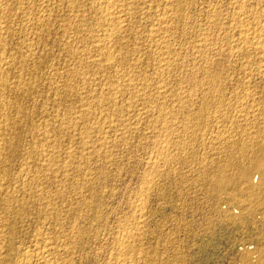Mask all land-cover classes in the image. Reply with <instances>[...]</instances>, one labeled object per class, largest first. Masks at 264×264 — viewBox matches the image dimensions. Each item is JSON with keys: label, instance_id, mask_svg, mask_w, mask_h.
Here are the masks:
<instances>
[{"label": "rangeland", "instance_id": "rangeland-1", "mask_svg": "<svg viewBox=\"0 0 264 264\" xmlns=\"http://www.w3.org/2000/svg\"><path fill=\"white\" fill-rule=\"evenodd\" d=\"M7 1H9L8 3H10L12 5V7H11L10 4L8 6V8L10 9V16H11L9 18V20H10V24H13L14 25L21 18V15L22 14L20 13L19 10H22L21 8H23V6H25V4L20 3L21 0L19 1L18 4H17L18 1H16V0H7ZM22 1H23V3L26 2V0H22ZM152 1H153V3H152ZM155 1L154 0H147L146 3L144 4V7L145 8L142 5H140V4H138V5L136 4L137 6L135 5V7L133 9L132 17H131L134 20V22H131L133 20H130L128 22L129 23L128 26H129V30L131 29L130 30L131 32L129 33V36H132V38L135 36V34L138 35V36H136L137 39H136V37H134L133 40L130 37H126L127 39L125 41H126V44H127V48L128 49L133 48V47H135V44L136 45L138 44V40L139 41L141 40V37L143 36L144 33H146V31L149 28V26H148L149 25V22L152 21L151 20V17L154 18L153 17L154 13L152 15V12H150V10H147V9L153 8V11H154V7H155L156 8V11H158L157 8H159V9L163 8V6L157 7V5L160 6V5L163 4L162 3V0H160V1L157 0L156 2ZM182 1H180V0L178 1L177 0V2L180 5L179 7H181L180 8L181 11H178L173 6L169 7L173 11V12L170 11L172 15H174L173 13H175L177 15L180 14V16L184 17L185 21L187 19V22H186L187 25H185V23H184L182 26H178V25H176V23L175 24L172 23V26H175V28H174V34L171 35L170 38H173V37L175 38V39L174 38L172 39V40H175V41H173L174 46H172V47L177 48L176 49L177 51L174 52L173 56L171 55V57H170L169 60L172 61V59H174V61H172V62H174V63L177 62V64L179 63V65H181V63H183V64L181 65L182 67H180L182 69L176 68V69H174L175 71L173 70V72H172V70H171L170 72H167L163 76L164 78L162 77L163 79H165V82H166L167 85H168L169 82L171 83V85L169 84L168 86H166V89H164V91H162L160 93L162 98H164L166 96L165 97L166 98L165 100H166V103H167L166 105L168 107L166 106V110H164V112H161L160 113L159 109L156 108V107H154L155 105L152 102H151L152 104H150V102H147V101H149L148 98H147L146 105H145L144 109L141 108V106H139L140 109H143V110H139V107L138 106L137 107L136 106H132L131 107L132 110L131 109L130 110L132 112L130 111L129 116H128L131 119L127 118L128 119V121H127V124H128L127 125V128L126 127L123 128V129L121 128L122 130L121 131H118L117 133L114 130H112L111 127L110 128L109 127H106L107 130L105 128L103 130L102 129H97L100 126L97 127L96 124H98L99 122H101V123L104 122L103 119H100L101 121H98L99 118L97 116H99L101 112L105 113V111L108 109L107 110L108 112L106 114L110 118H114L113 116H115V118H116V116L117 115H120V113H118V112L115 113V111H113V110L111 112V109L107 108L106 105H105V107H104V105H102L100 107V104L99 105H96L98 102L95 99H98L99 98L98 96H100V93H101V89L100 88H102V87H100V86H102V84L104 82H106V80L103 79L102 77H98V76L97 77H98L99 80H96V78L94 76H89L90 78L93 77L92 78V81H91V83L89 81V83H87L84 87L85 88L87 87L86 88L87 91H89V89H90V91H89L90 93L89 94L92 93L91 94L92 95V98L91 99H86V97L89 96L87 94V96L85 95V98L82 96V99L84 98V100H91L90 102L93 103V104H91V106L93 107V108H91V111L92 112L90 111L91 112L90 113V116H89V113H87L86 116L85 115H82V116L80 115V119H79L78 124L76 125V129H75V130L78 129L77 131L74 130L73 131L74 133L71 132V135L70 134L68 135L69 137L66 134H62L61 137H60L61 139L59 138L60 141L58 143H59V146H60L59 148L60 149H58V150L61 151L59 153L61 154V156H63V154H64V156H66V157L63 158L64 156L63 157L60 156L59 157V161L60 162L59 161H57V162L55 161L56 167L54 166V170L56 168V170H57L58 173L54 174L53 176L50 174L51 176L50 175H49V177L47 176L49 179H46V176L44 178V176L42 175V173H36V174L33 173V174H31L32 172L30 171L29 174H28V175H31L29 177H33V175H34V178H36V180L39 179V180H37V183L40 182V183H38L39 185L37 183L36 184L38 186H40V184H41V186H42V187L40 186L41 188L38 187L36 184H34L35 186L34 185L29 186L31 188L29 190H33L32 191L33 193L36 192L35 190H37V192L40 190V192H38L40 194H38L36 192L38 194V196L32 195L33 193L31 191H29V190H26V191H23L22 190V187L25 186V185H22V183H21L22 179L21 180L18 179L19 180V183L18 182H15L16 181V178H17L15 176H18L19 173H20L19 163L22 162L20 160H23V162H24V158H22V155H20L19 153H17V155L16 154L11 155V156H9L10 157L9 158L8 157L9 152L6 150L7 148H5V152L4 153H6L7 155L4 154L3 157L4 156L7 157L6 158L7 163H5V161H4L5 157H4L3 164L5 163L4 164V168H6L7 176H6V178L4 177L5 180H6L4 182H7L8 185H7V183H5L6 186H7L5 188L7 190L4 189L3 193L5 192V190L7 192H5V194H3L2 192L1 193L3 194L4 197L5 196L6 197L11 196L12 198L14 197L15 199H17V202L12 203L11 208H13V209H11V210L9 208H6L4 206V204H2V205L0 204L1 205L0 206V217L2 216L1 217L2 219L0 218V224H1L0 225V228L3 227V226L5 228V229L4 228L0 229V232H2V233H0V235L1 234L5 235V236L8 235L6 237H9V239L6 238V237L1 238V237H3L1 235L0 236V241L2 242V244H0V245H3L4 248L3 247L2 248L5 249L6 252H7V255H9L8 256V258H9L8 260L13 259V257L16 258L17 253L15 254V252H19V251H23V250H30V249L33 250V249H35L37 244L34 243L33 241H35V239L37 238V236H38L37 234H41L42 236H46V237L48 235H50L48 237H51L50 239H52L54 242H57V244L59 242L58 240H62L63 237H65L67 239V242L68 243H69V241H71V242L73 241L70 245L67 246V248H65V250H63L64 248L59 247L61 249V251H60L59 254H61V255L57 254L58 256L57 257L55 256L56 259H57L56 261L59 262V264H65L66 262H68L66 264H69L70 262H71L70 264H102V263L103 264H106V263L107 264H111L113 262L112 261H109L110 260L109 254L111 252V247H112L111 245L113 243L112 240H113V237L115 238L117 236V235L114 236V234L115 233L118 234L120 232V229L123 227L125 229L127 228L128 230L126 229V231H129L132 234V236H133L132 237L130 235V233L128 232L129 235L131 236V238H130V236L128 235V237L131 240V241L129 240V242L132 243L133 242L132 240H134V242H133L134 248L132 249L131 253H128V255L126 256L127 257L126 258L127 259V263H129V264H264V209L261 206H256V203L254 204L253 207H247V205L250 202V200L244 199L242 196L240 197V195H241V192L240 191H241L242 185L241 186H236L234 188V192H233L235 195H238V197H240L239 201H235L231 197H228L227 194H226V192H225V190H222L220 192L215 193L209 187V180H210V178L213 175H215L217 173H222L225 176H228V175H230V174H232L234 172V168L230 164V162L232 160H234L236 162H239V163L240 162L241 163L242 162H246V160L248 159V157H243L242 154L239 151V147H240L241 144L242 145H246V146H248V144L251 145V143H249V142H254L253 137L255 136L256 132H257V135L256 136H258V134L264 135V133H262V132H264V122H263L264 121V109H263V107H264V62L263 61L264 60L261 59V58H263V54H261L259 52L254 53V52H252V50H250V48L248 49V46H246V45L244 46L240 41H237L238 40V37H237L238 35L235 34V32L233 33V32L230 31L231 33L228 32L225 35V32L229 31L228 28H227L228 27V25H227L228 22L226 23L225 21H228V17L232 15V14L230 15V13H234V11H236L234 2L232 3L234 6H232V4L229 5L232 2L231 0H185V1L182 0ZM256 1L257 0H252L251 3H250V0H249L247 2V4H246L248 6V8L246 6V9H251V10H248L250 12H255V10H256V12L258 11V14L264 15V12H263L264 11L263 10L264 7H262V6H264V1L263 0L262 1L261 0H258L257 2ZM158 2H160V3H158ZM190 2H191V5H189ZM252 2L253 3H256V4H259V5H257L258 8L256 7V4H253ZM262 2H263V5L262 4L260 5V3H262ZM182 3L183 4L184 3H187V5L186 4H184L185 6L184 5H181ZM147 4H150V6L148 5L149 8L147 6H145ZM151 4H153V6ZM248 4L250 6L252 5L253 8H252V6L250 7ZM16 5H17V7H16ZM19 6H21V7H19ZM216 6H218V7H216ZM189 7H190V9H189ZM213 7H215L217 10H219L220 8L221 9L219 11H217ZM230 7H232V8H230ZM254 7H256V9ZM12 8L13 9H16L17 10V11L15 10L16 12H18V11L19 12L16 13L15 11H13ZM18 8H20V9H18ZM185 8L189 12H186L185 13ZM11 9H12V11H11ZM260 9H262V10H260ZM137 10H141V11L143 10L144 12L143 11L142 12L141 11H137ZM134 11H136V12H134ZM148 11H149V13H148ZM12 12H14V13H12ZM139 12L142 13L141 14L142 17L147 16V23L146 24H144L143 21H141V20L139 21L138 20L139 19L138 16H140V13ZM180 12H182V13H180ZM213 12H214V14H213ZM224 12H226V13L225 14H222ZM261 12H263V13H261ZM15 13H16L17 16L14 15L15 16V20L13 19V22H12V18H14L12 16ZM19 13H20V15H19ZM134 13H136V14H134ZM205 13H206V15H205ZM137 14H138V16H136ZM211 14L212 15H215L216 14V15L215 16H212ZM65 15H68V14H65L64 13L63 16H65ZM209 15H211L213 18H211V16H209ZM222 15L223 16L226 15L227 17L226 16L225 17L227 19L225 20V17L223 19V16ZM133 16H134V18H133ZM187 16L188 17L191 16L189 19L191 21H193V22H191L188 19ZM206 17L208 18V20L210 18V20L208 21ZM218 17H220L221 19L218 18ZM145 19H146V17H145ZM211 19H212V21H211ZM213 19H214V23H213ZM215 19L216 20L218 19L217 21H219L220 23L219 22L216 23L217 21H215ZM206 20L208 21V23H205ZM136 21L137 22L139 21L140 23H137ZM199 21H200L201 24L198 23ZM223 22H224L225 25H227L226 28L224 27L225 25L223 24ZM131 23H132V25H131ZM190 24H192L194 26H192ZM204 24H206V25H204ZM135 25H137V27H135ZM144 25H145L146 31L144 29ZM207 25H209V26H207ZM216 25L219 26V27H221V28L217 27ZM19 26L20 25H18V26L15 25V27H17L18 30H19ZM130 26H131V28H130ZM179 27H181V29L182 28L183 29L181 30V29H179ZM184 27L187 28V29L184 30L185 29ZM197 27H200V28H197ZM209 27H210V29H209ZM135 28L136 29H139V30H136ZM20 29L22 30L23 28L20 26ZM196 29H198V30H196ZM211 29H213V30H211ZM215 29H217V30H215ZM221 29H224L222 31V34H220L221 33L220 32ZM183 30H184V33L186 32L185 33L186 35L184 33H181V32H183ZM187 30L188 31H191V32L188 33ZM193 30H194L193 33L195 34L196 37L192 33ZM199 30H200V32H199ZM218 30H219V32H218ZM137 31H138V33H137ZM141 31H143L144 33L143 34L140 33ZM179 33H181V34H179ZM53 34L54 33H52L49 37H47L48 40L44 41V44L46 43V46H47V47L45 46L46 48L43 45H40L42 48H45V50L47 51V52H45L46 54H43V52L39 51L40 49L38 51H39V53L41 52L42 54H38V51H37V55L36 56L39 57L41 60H44V56H45L46 60H44V61H46V62L44 64V68H43L44 71L42 70L43 74L41 73V76L39 77V79L38 78L36 79L37 82L39 81L37 83V85H38L37 86V91H36V93H34L36 95L33 94L35 97L32 95L33 96L32 97L33 99H31V97H30V99H26V100L24 99L23 100V103L20 102L21 104L24 105V109L26 108L25 110L27 112L24 110L25 112H23L24 114H22V115H19V113L17 114V112H15L14 109H13L14 111H12L11 109H10L11 110L10 111L8 109L10 112L8 110L4 112V114L6 113L5 116H8V119L10 120V122L12 121V118L14 117V121L11 124L14 123L13 125L14 126L16 125L15 126L16 128H14L13 125L9 124L10 126H8V127L10 129H8L9 131H7L6 138L8 137L9 141L12 144H16L17 143L16 145H17L18 149L20 148L21 144H24L21 147L22 149H24V148L25 149L26 148L28 149L30 147L32 149L33 146H35L34 145L35 144L34 142H32L31 140L29 142V140H28L29 139L28 137H31L30 136L31 135L30 133H32L31 130H34V128H36L35 124L38 126V124H40V122H42L44 120H47V119H53L54 120L57 117L58 118L55 119V120L58 121V119H61V118H63L64 115H66L67 110H66V107L65 106L67 104L69 106H71V108L73 106H75V107H73V110L76 111L77 110L76 109V106H78V103L80 102L78 100L81 99V98H75L74 97L75 98V100H74L73 97H72L73 99L70 97L71 99L69 98L67 102H64L60 106L59 105H55L56 108L54 107L55 109L51 110L52 107H50V106H52V105L54 106L53 100H52V99H54V97H53V95L51 96L52 93L49 94V92L44 89V87H43L44 86L43 85L44 79H45L46 75L48 74V72L51 71V69L53 71L54 70H57V72L59 73V70L61 72L62 69L63 68L65 69L67 65H71V63L69 61L63 60V58H64V52L61 51V50L59 51V49H61V48H60V46H58L56 44V40L59 37V35H57V34L56 35H53ZM189 34L191 35V37H190ZM196 34L197 35L199 34V35L197 36ZM202 34L203 35L208 34L206 36V42L203 45V46H205V48L202 46L203 42L200 43L201 45L199 44L200 46H198V43L199 42H197V41L200 40L199 38H200V35H202ZM211 34H212V36H210ZM174 35L175 36L178 35V36L175 37ZM213 35H214L215 38L213 37ZM222 35H223V37H222ZM208 36H209V38H207ZM231 36H232V38H231ZM29 37H31V39H32V36H29ZM50 37H52L53 39L50 38ZM178 37H179V39H178ZM185 37H186V39H185ZM54 38L56 39L55 42H54ZM138 38H140V39H138ZM191 38H193L192 41H191ZM234 38L236 39V41L234 40ZM196 39H199V40L196 41ZM221 39H223V40H221ZM227 39L228 40H230V39L232 40L233 39L231 41L232 44ZM212 40H214V41H212ZM215 40H216L217 43H215ZM127 41H130V42L127 43ZM134 41H136V43ZM220 41H221V43H219ZM8 42H10V44H8V46H6L7 48L1 46L2 47L1 51H5L13 43L14 44L16 43L15 39L13 41H10V38L8 39ZM141 42H142V40H141ZM130 43H133V44H131L132 47H130L131 46ZM190 43H192L193 45L192 44L190 45ZM178 44H182V46L181 45H178ZM220 44H221V46L223 45L224 47H221ZM224 44L226 46L230 47V51H231V54L232 55L230 54V51H228L229 48L226 47ZM238 44L241 45V46H239ZM175 45H177L178 47L175 46ZM214 45H216V46H214ZM207 46H209V48ZM195 47H196V49H195ZM198 47L201 48V51L198 50L199 49ZM213 47L216 50L213 49ZM231 47H232V49H231ZM236 47H237V50H234V49H236ZM240 47H242V48H240ZM210 48H211V50H210ZM222 48H225V49H222ZM238 48L240 50H242V51H240ZM243 48L244 49L247 48V50L246 49L243 50ZM48 49H50L51 53H50V51ZM204 49H206V50L204 51ZM195 50H196V52H195ZM202 50L204 52H206V54ZM212 50H214V52ZM217 50L218 51H221V52H218ZM191 51H193L194 53L193 52L191 53ZM57 52L59 54H56ZM197 52H199V53L201 52V54L198 53L199 54L198 55ZM224 52L226 54H224ZM178 53H179V55H178ZM219 53H220V55H218ZM247 53H248V55H247ZM249 53L251 54V58L249 56L250 55ZM54 54L57 55V56H55ZM60 54H61V56H59ZM253 54H254V56H253ZM260 54H261V56H260ZM41 55H43V56H41ZM203 55H205V56H203ZM206 55H208V56H206ZM227 55L228 56L231 55L232 57H227ZM256 55L257 56L259 55L260 57L259 56L257 57ZM193 56H196V57H193ZM42 57H43V59H42ZM206 57H207V59H206ZM243 57H244V59H243ZM247 57H248V59H247ZM55 58L56 59L59 58V59L56 60ZM60 58L64 61V63L62 62V60ZM179 58L183 59L184 61L181 60V59H179ZM210 58L213 59V62L211 61L212 59L209 60ZM175 59H178V60L175 61ZM190 59L192 61H190ZM197 59L199 61H197ZM53 60H55L56 62L53 61ZM150 60H152V59L151 58L148 59V57H146V56H144L143 58H141V62L143 64L142 68L145 69V68L148 67L146 71H147V73L149 71V73H151V75H152V73H153L152 63H154V62H153V60H152V62ZM47 61H48V63H50V65L47 63ZM65 61H66V63H65ZM145 61H148V62H145ZM234 61H236V62H234ZM241 61L243 63H241ZM244 61H246V62L244 63ZM248 61H250V62H248ZM67 62L69 64H67ZM211 62L212 63L215 62L214 65ZM61 63H63V65ZM146 63L148 64L147 66H146ZM186 63H189L190 68H189L188 64H186ZM203 63H206V64L204 65ZM208 63H209V65H208ZM257 63H258V65H257ZM60 64H61V66H60ZM230 64L231 65L233 64V65L231 66ZM243 64H245L244 67H243ZM191 66H192V68H191ZM200 66L203 67V68H201ZM204 66L205 67L207 66V67L205 68ZM236 66H237V68H236ZM47 67H48L49 70H47ZM52 67H54V68H56V67L58 68L59 67V68L58 69L57 68L54 69ZM193 67L194 68L197 67V68L194 69ZM150 68H151V70H149ZM209 68H210V70H209ZM192 69L195 70V71L197 69V71H196L197 74ZM189 70H191V71L189 72ZM125 72L130 73V70L129 69H125ZM171 72H172V74H171ZM206 72H208V73L206 74ZM44 73H45V75H44ZM194 73H195V77L197 79L195 77H193L194 76ZM201 73H203L202 76H200ZM219 73H221V74L219 75ZM189 74H191L192 76H190ZM208 74H209V77L207 78V75ZM223 74H224V76H223ZM227 75H229V76H227ZM199 76H200V78H199ZM210 76L211 77L212 76L213 77H218L219 76L218 78L220 79V87H219L220 88V92L223 94L224 100L226 99V101H227V98H229L231 100L233 99L232 101L230 100V102H232V103H230V105H232V106L229 105L226 108L225 107H222V109H220V107H218L219 108L218 110H216L217 108L216 109L210 108V109H208V111L206 110L207 112L204 111V112L201 113V110H200L199 107L202 105L201 104L202 101L206 98L205 96L208 97L210 95V93L208 92V90L210 89V85H209L210 84V81H211ZM221 76H223L224 78H222ZM153 77L154 78H152V80H150V82L156 79L155 78L156 75H154ZM167 77H168V79H167ZM40 78H42V79H40ZM100 78H101V82H103V83H101V82H98L97 83V81H100ZM191 78H193L192 80H194V81H192ZM201 78H203V79L201 80ZM234 78L236 79L235 81H233ZM228 79L230 81L231 80L232 81L230 82ZM113 81L115 82V80L112 79V83L115 84ZM195 81H197L198 84ZM223 81L225 83H223ZM40 82H42V83H40ZM92 82L94 83V86L99 85V83L101 85H99L98 87L97 86L94 87ZM177 82H178V84H177ZM236 82H238V83H236ZM59 83H61V82H59ZM88 84H90V85H88ZM221 84H224V85H221ZM198 85L201 88L197 87ZM92 86L94 88H91ZM175 86H177V87H175ZM204 86H207L208 88L207 87H204ZM234 87H235V89H234ZM243 87L245 88L244 90H243ZM40 88H42L41 89L42 92L45 91L48 95L46 96L45 92H43L45 94L44 95L40 91ZM95 88H99V89H95ZM181 88H183L182 91H181ZM227 88H228V91L226 90ZM231 88H232V90H231ZM237 88H238V91H236ZM93 89L95 90V93H93L94 92ZM233 89L235 90L236 93L233 91ZM91 90L93 92H91ZM165 91L168 92V93H170L171 98H170L169 94L166 93ZM175 91H177V92H175ZM183 91L184 92L187 91L188 93L185 92V94H184ZM178 92H180V93L183 92L182 94L184 96L185 95L188 96V97L185 96V100L182 103L175 102V100L173 99L174 98L173 96L176 93H178ZM238 92H240V93H238ZM41 94H42V96H41ZM95 94H96V96L98 95L97 96L98 98L96 96H94ZM172 94H174V95H172ZM231 94L233 95V97H232ZM245 94H246V96H243ZM130 95L131 94L125 95L123 99L126 102H129L130 101L129 98L131 97ZM228 95H231V96L228 97ZM241 95H242V97H241ZM247 95H249L248 96L249 99L246 98ZM252 95H253V97H252ZM43 96L44 97L46 96V97L44 98ZM190 96H192V97H190ZM238 97H241L243 100L241 98H239V101H238ZM93 98H95V99L93 100ZM235 98L237 99V101H236ZM254 98L256 99L257 102L255 101ZM43 99L49 101L50 103L52 102V103L50 104L49 102L44 101ZM76 99H78V100H76ZM240 99H241L242 102L240 101ZM199 100H201V101H199ZM248 101H251V102H248ZM239 102L242 103L243 106L240 105ZM244 102H245V104H244ZM246 102H248V103H246ZM260 102L261 103L263 102V103L260 104V105H257ZM38 103L39 104L42 103L40 105L42 107V109L45 106H47V108L45 107L46 109H48L50 107V109H48L49 111L48 110H44L45 109L44 108L43 109L44 112H43L42 109H41V107L39 108V104ZM235 103H237V105ZM238 103H239V107L238 108L241 111L236 107V106H238ZM252 103L254 104V106H253ZM233 104H234V106H233ZM248 104H250V106ZM256 105H257V107H256ZM57 106H58V109L59 110L57 109ZM247 106L251 107V109L248 108ZM133 107H134V109H133ZM234 107H236L240 112L237 111L236 108L235 109H232ZM245 107H247V108H245ZM229 108H230V110H229ZM242 108H243V110H242ZM257 108L258 109L260 108V109L258 110ZM98 109H100L101 111L100 110L98 111ZM103 109H104V111H103ZM190 109H191V111H190ZM246 109H248V111ZM254 109H255V111L257 109L258 112L253 111ZM30 110H31V112H30ZM36 110L37 111H40V112H43V114H41L40 112L38 114V112ZM219 110H220L221 113H224L225 112L224 115H225L226 118L227 117L228 118L227 119L224 118L223 115L220 112H218ZM53 111L54 112L55 111H59V112H55L56 113L55 114ZM95 111L96 112L98 111L99 115ZM109 111H110V114H109ZM140 111H142V112H140ZM172 111L179 112V113H173ZM198 111L200 113L198 115V117H196L197 115H193V114H195L193 112H198ZM211 111H212V113H211ZM230 111H231V113H230ZM244 111H245L244 114H240V113H243ZM250 111H252V112H250ZM8 112H9L10 116L8 115ZM46 112H48V114ZM215 112H216V114H215ZM246 112H248V113L246 114ZM253 112H254V114H253ZM14 113H15V116L13 115ZM28 113H30V114L28 115ZM135 113H137V114H135ZM157 113H159L160 116ZM213 113H214V115L211 116ZM219 113H220V115H218ZM228 113H230L231 116ZM234 113H236V114H234ZM40 114H41V116H40ZM226 114L229 115V116H226ZM237 114L238 115L240 114L239 116L244 115L245 122H244L243 116H242V118L241 117L239 118V116ZM250 114H252L253 117ZM262 114H263V116H262ZM1 115L2 114L0 112V116ZM11 115H13V117ZM31 115H32V117H31ZM55 115H56V117H54ZM60 115H62V117H60ZM76 115H79V113L76 114ZM186 115H188V116H186ZM190 115L192 116V118H190L191 117ZM207 115H210V116H207ZM215 115H217V116H215ZM16 116H17V120L15 119ZM23 116H25V117L27 116V117L24 118ZM87 116H89V118ZM200 116L202 118H200ZM203 116H205L206 118L208 117V118L205 119V117H203ZM214 116L217 117V118H215ZM219 116H221V117H219ZM247 116H250V117L248 118ZM150 117H152V120H151ZM188 117H189V119H188ZM212 117H214L213 118L214 120L212 119ZM235 117H236V119H235L236 121L234 120ZM254 117H256V118H254ZM28 118L30 120L29 123L27 121ZM32 118H33V120H36V121H33ZM97 118H98V120H97ZM160 118H161V121H160ZM247 118H248V120H247ZM250 118L251 119H254V120H257L258 119L257 120L258 122L257 121L254 122V120H251ZM0 119H1V117H0ZM22 119L25 120V121L22 122ZM194 119L196 120V122L194 121ZM86 120H87V122H86ZM92 120L94 121L95 125L92 124L93 123ZM187 120H189V121H187ZM16 121H18V122H16ZM83 121H85V122H83ZM197 121H199V122H197ZM202 121H204V122H202ZM162 122H164V123L162 124ZM18 123H19V125H18ZM23 123H24V125L26 127L23 125ZM30 123H31V125H29ZM84 123H86V124H84ZM87 123H88V125H87ZM133 123H134V125H132ZM79 124L82 125V126H80ZM102 124H101V126H102ZM156 124H157V126H156ZM239 124H241V125L239 126ZM244 124H246V126ZM29 126H31V127H29ZM86 127H91V128L95 127V130H94V128L88 130V132L91 130L90 132H92V133H90V132L89 133L83 132V130H85ZM17 128H18V130H15ZM79 130L80 131L82 130L81 132H83L82 133L83 136H81V133H80ZM97 130L98 131L101 130V132H98ZM255 130H257V131H255ZM15 131H17V134H16ZM103 131H106V132L103 133ZM19 132L20 133L22 132V133L20 134ZM26 132H28V133H26ZM164 132H166V133H164ZM76 133H77V136H75ZM102 133H103V135H102ZM220 133H222L223 136L224 135L225 136L224 137L221 136L222 134H220ZM8 134H10V135H8ZM12 134L15 135L14 138H13V135ZM72 134H73L74 137L79 138V140H77V138H74L72 136ZM167 134H168V136H167ZM26 135H28V136H26ZM87 135H90L91 138H90V136H87ZM9 136H10V138L12 137L11 139L14 142H12L10 140ZM62 136H64V137H62ZM70 136H72V137H70ZM78 136H80V137H78ZM85 136H87V137L84 138ZM99 136H100V138L102 136L103 137L101 139H99ZM226 136L228 137V140H226L227 139ZM230 136H231V139H230ZM233 136H234V138H233ZM120 137H121V139H120ZM87 138H89V139H87ZM97 138L102 142V144H101V142ZM68 139H69V141H68ZM70 139H72V140H70ZM80 139H82V140H80ZM84 139L85 140L87 139L89 141V143L90 144L91 143L94 144V146L93 145L90 146V144L88 143L87 140L84 142ZM102 139L103 140L105 139V140L103 141ZM94 140H96L100 146L97 145V142L94 141ZM19 141H23V143H21ZM66 141H67V143H66ZM108 141H110V144H109ZM62 142H63V144H62ZM79 142H80V144H79ZM114 142L116 144H114ZM84 143H85V145H84ZM71 144H72V146H70ZM87 144H89V145H87ZM68 145L72 149V151H71V149H69ZM82 145H84V146L87 145L88 146L87 147L88 149L85 148ZM27 146H29V147H27ZM89 146L92 148V150L89 148ZM109 147H112L110 149L113 150V151H111L109 149ZM161 148H163V149H161ZM62 149H64V150L67 149L70 154L69 155H66V152L67 151L65 152ZM86 149H87V152H86ZM94 149L97 152V154L94 151ZM107 149H109V150L106 151ZM253 149L255 151V145H254ZM77 150H79V151L77 152ZM88 152L89 153L91 152L90 154L93 157H90L91 155L88 154ZM106 152H107V154L105 155ZM109 152H111V153H109ZM86 154H87V157L85 156ZM102 154H104L106 157L104 158ZM109 154L111 156H109ZM100 155H102V156H100ZM167 155H168V157H166ZM71 156L73 157L74 160L71 158ZM251 156H253V155H251ZM251 156H249V157H251ZM16 157H18V158L16 159ZM67 157H70V158H67ZM80 157H81V159H80ZM169 158H171V159H169ZM172 158H173V160H172ZM65 159L66 160L69 159L68 162H71V161H73V162L70 163V164L67 163V162L64 163V165L66 164L65 166H67V167H65L63 165L64 166V169L62 171V168H60V166L62 165V161H64V162L66 161ZM86 159L88 160V162H87ZM89 159H90V161H89ZM167 159H169V161H167ZM80 160H83V161L81 162ZM84 160H86V162ZM152 160H153V162H152ZM154 160L156 161L155 164L157 165L156 166L157 168L155 167ZM148 161H149V163H148ZM77 162H78V164H77ZM83 162H84V164H83ZM107 162L108 163L111 162V163L108 164ZM25 163L26 162H24L23 165ZM104 163H107V164H104ZM152 163H153V165H152ZM7 164H8V167H7ZM31 164H32V162H30V165ZM80 164L81 165L82 164L84 165V166L82 165L83 168L81 167ZM90 164L92 165L93 168L91 167ZM69 165H70V168H68ZM71 165H73V166L71 167ZM76 165H78V168H76L77 167ZM99 165L101 166V168H100ZM58 166H59V168H58ZM80 167L82 169H80ZM85 168L86 169H89L90 171L87 170V172L85 171V173H84V169ZM98 168H100V169H98ZM65 169L67 170L66 172H69V173H66L65 172ZM76 169H78L79 171H77ZM96 170L99 171V172H97ZM100 170H102L103 172L100 171ZM77 172H79V173H77ZM10 173H12L11 174L12 176L10 175ZM83 173H84V177H82L83 176ZM88 173L89 174L92 173L93 176L91 174L89 175ZM85 174H88V175L85 176ZM68 175H70V176H68ZM102 176L103 177L105 176V178H103ZM252 176L253 177L256 176L255 172H253V175ZM50 177H51V179H50ZM60 177H61V179H60ZM85 177H87V178L85 179ZM64 178H65V180H64ZM96 178H97V180H96ZM42 179H44L45 181H43ZM103 179L105 180L104 182H103ZM257 179L258 178L256 176L254 178V183H256ZM10 180L11 181H14L18 185L17 184L14 185V183L11 182ZM86 180L88 181V183L90 182V184H85L87 186L86 187H83L82 186V185H84L83 183H87ZM74 182L78 184L77 187H76V184ZM102 182L103 183H106V184H103L102 185ZM80 183H81V185H80ZM91 183H92V185H91ZM19 184H21V186H22L21 188H20ZM9 185H10V190H9ZM12 185H13V187H12ZM74 185H75V187H74ZM97 185H99L100 187L97 186ZM14 186H15V188H14ZM70 186H72V188ZM11 188L12 189L14 188L13 189V192H15V190H17V193L16 192L13 193L12 190H11ZM28 188L26 187V189H28ZM56 188H58V189L56 190ZM78 188L80 189L79 191L82 192V193H80L78 191ZM81 188H83V190ZM41 189H43L42 191H43V193H45V195H43ZM19 190H22V192L19 191ZM59 190H61L62 192H60ZM18 191L21 192V193H19ZM23 192H25V193H23ZM63 192H65V193H63ZM2 194H1V197H2ZM13 194L15 196H12ZM16 194H17L18 197L16 196ZM25 194H27V195H25ZM39 195H41L40 198L41 197L43 198V197L46 196L45 198H43V199H46L45 200L46 202L42 198H41L42 199L41 200L39 198ZM51 195H52V197H51ZM57 196H58V198H57ZM64 196H66V198H64ZM90 196H91V198H90ZM29 197H30V199H29ZM60 197H62L63 199L62 198L60 199ZM18 198H19V200L21 198H23L24 201L21 202L22 199L19 201ZM26 198H27V200H26ZM31 198H33V200ZM77 198H79V199H77ZM73 199H74V201L76 199V202L75 203H74ZM69 200L70 201L72 200V202H70ZM77 200H80V201H77ZM85 200L87 202L89 200V202L87 203V202H85ZM251 200L254 201V198L251 199ZM25 201H28L29 203L27 202V204H26ZM34 201L37 202L38 204L36 203V205L33 206L32 204L35 203ZM38 201L40 202V204H39ZM50 201H53V203L55 204V205H53V207H52V202H50ZM66 202H68V203H66ZM80 202H82V204ZM97 202H98V204H97ZM46 203H49V204H46ZM77 204L80 207H78ZM13 205H15V208H14ZM18 205H20V206H18ZM44 205H46L45 206V209H44ZM47 205L49 207H47ZM74 205L77 206L78 208H80L81 210L78 209V208H76V207L74 208ZM23 206L26 207V208L24 209ZM39 206H41V207H39ZM3 207H5V208L3 209ZM20 208H23V209H21V211H20ZM41 208H43L46 212L43 209H41ZM51 208H53V213H50L49 214V212L52 210ZM57 208H59V209H57ZM67 208H69V209L67 210ZM7 209H9L10 211L7 210ZM38 209H39V211H38ZM55 209H57L56 212H55ZM63 209H64V212L62 211ZM74 209L77 212H80L79 214H81L82 216L79 215ZM13 210H15V212ZM69 210L71 211L72 214L69 213L70 212ZM135 210H136V212H135ZM5 211L6 212L9 211V214L10 215L9 214H6ZM36 211H38V212H36ZM42 211L45 214H47V215H45ZM47 211H49V212H47ZM72 211H74V212H72ZM20 212H23V213L20 214ZM98 212H100V213H98ZM15 213L18 214V215H16ZM41 213H42V216L40 217L39 215ZM55 213H58L60 218L58 217V214L55 215ZM90 213L92 215H90ZM241 213L244 214L242 220L236 218V216H235V215H240ZM48 214L49 215L53 214L52 217L50 216L51 217L50 218L51 220L49 219V215ZM70 214H71V217H70ZM6 215H8V216H6ZM11 215L14 217V218L12 217V220H11ZM21 215H23V217L20 218ZM54 215L57 216L59 219H61L62 222L60 220H58V218L55 217ZM17 216H19L18 218H20V220H18ZM53 217H54V219H53ZM55 218L57 219L56 221H55ZM81 218H82V220H81ZM5 219H7L8 221L7 220L5 221ZM67 220H69V221H67ZM39 222H40V224H38ZM42 222L44 224H42V226H41V223ZM48 222H50V224ZM57 222L61 226L58 225ZM71 222H73V223L75 222V223L73 224ZM46 223H48V226H47L48 228H45L46 227V225H45ZM53 223H56V224L53 225ZM56 225H58V227ZM120 225H122V227L116 228V226H120ZM54 227H57L58 230H57V228L55 229ZM70 227H73V228H70ZM81 227H83L82 230H81ZM10 228H12V229H10ZM76 228L80 229L82 233L83 232L85 233V234L84 233L83 234L81 233V236L82 235L83 236L79 238V241H75V240H78V238L75 237V232H76L75 229ZM3 229H4V232L5 233H3ZM36 229L39 230V231H36ZM70 229H71V233H70ZM73 229L75 230V232H74ZM8 230H10V231H8ZM43 230H45V232L47 231L48 234H47V232L46 233L43 232ZM114 230H115V232H114ZM54 231L55 232L57 231V233H54ZM67 233L68 234L70 233L71 236H73V238H72L73 240L71 239V237L69 238L70 235L68 236ZM61 234L63 235V237H61L62 236ZM137 234L138 235L141 234V235L138 236ZM58 235H60V236H58ZM134 235H136L135 236L136 239L138 237V239L136 240L137 242H135V239H132V238H134ZM54 236L56 238H53ZM54 239L57 240V241H55ZM108 240L110 241V243H109ZM74 242H75V244H74ZM83 242H85V243H83ZM3 243L4 244L7 243L9 245V246L7 245L8 248H5L6 246ZM33 243H34V245L36 244L35 247H34ZM19 246H22V247H19ZM14 247H15V249L16 248L17 249L15 250ZM26 247H28V249ZM9 248H10V250H9ZM72 248H73V250H71ZM7 250H9V251H7ZM13 250H14L13 255L15 254L14 256H12V254H11L13 252ZM70 250H71V252H70ZM72 251H74V252L72 253ZM68 255H70V256H68ZM85 255H86V257H85ZM68 258H69V260H68ZM62 259L65 260V261L63 262Z\"/></svg>", "mask_w": 264, "mask_h": 264}, {"label": "bare ground", "instance_id": "bare-ground-1", "mask_svg": "<svg viewBox=\"0 0 264 264\" xmlns=\"http://www.w3.org/2000/svg\"><path fill=\"white\" fill-rule=\"evenodd\" d=\"M16 1H18L17 2V4L19 3V1L20 0H16ZM146 1L147 0H26V2H24L23 3V1L21 0L20 1V3H22V4H25V6H23V8H21L22 10H19L20 11V13L22 14L21 15V18L17 21V23L16 24H10V20H9V18L11 17L10 16V9L8 8V6H9V4L10 3H8L9 1H7V0H0V47L2 46V47H5V48H7L6 46H8V44H10V42H8V39L10 38V41H13L14 39H15V41H16V43L14 44L13 42V44L10 46V47H8V49H6L5 51H1V49H2V47L0 48V112H1V119H0V193L2 192L3 193V191H4V189H6L5 187H7L6 186V184L5 183H7V182H4V181H6L5 180V178H6V176H7V171H6V168H4V164L5 163H7V161H6V158L7 157H5V159H4V157H3V155L4 154H6V153H4L5 152V148H7L6 150L9 152V155H8V157L9 156H11V155H14V154H16L17 155V153H19L20 155H22V158H24V162H26L24 165H23V160H20V161H22V162H18L19 163V166H20V173H19V175L18 176H15V177H17L16 178V181L15 182H18L19 183V180H21L22 179V181H21V183H22V185H25V186H21V184H19V186H20V188L22 187V190L23 191H26V190H29V189H31L29 186H31V185H34V184H36L37 183V180H39V179H37L36 180V178H34V175H33V177H29V176H31V175H28L29 174V172L31 171L32 173L31 174H36V173H42V175L44 176V178H45V176H46V179H49L48 177H49V175L51 174L52 176L54 175V174H56V173H58L57 172V170H56V168H55V170H54V166L56 167V163H55V161L57 162V161H59V157L61 156V154L59 153V152H61L60 150H58V149H60L59 147V138L61 137V135L62 134H66L67 136L70 134L71 135V132H73L75 129H76V125L78 124V121H79V119H80V115L82 116V115H85L86 116V114L87 113H89V116H90V113L92 112L91 111V108H93L92 106H91V104H93V103H91L90 101L91 100H84V98H85V95L87 96V94L89 95V96H87L86 97V99H91L92 98V93L91 94H89L90 92V89H89V91H87L86 90V88L84 87L87 83H89V81H90V83H91V81H92V78H90L89 76H94L95 78H96V80H99L98 79V77H102L103 79H105L106 80V82H101V78H100V81H97V83L98 82H101V83H103L102 84V86H100V87H102V88H100L101 89V93H100V96H96V94L98 93H96L94 96H96L98 99H95V98H93V100L95 99V100H97V104L96 105H99L100 104V107L102 106V105H104V107H105V105L107 106V108H109V109H111V112H112V110L113 111H115V113H120V115H117L116 116V118H115V116H113L114 118H110L109 116H107V110L105 111V113H103V112H101L100 113V115H99V113H98V111L100 110V109H98V111L96 112L99 116H97L98 118H99V120H98V118H97V120L98 121H101L100 119H103L104 120V122H99L98 124H96L97 125V127H99V128H97V129H106V127H111L112 128V130H114L116 133L118 132V131H121L123 128H127V121H128V119L127 118H129L128 116H129V113H130V111L132 110V106H141V108H143L144 109V107H145V105H146V101H147V98H148V100L149 101H147V102H150V104H154L155 106L154 107H156V108H158L159 109V111H160V113L161 112H164V110H166V96L164 97V98H162L161 97V92L162 91H164V89H166V86H168L169 84L171 85V83L169 82L168 83V85L166 84V82H165V79H163L164 77V75L167 73V72H170L171 70H172V72H173V70L174 69H176V68H180V67H182L181 65L183 64V63H181V65H179V63L177 64V62H172V61H174V59H172V61L171 60H169L170 59V57H171V55L173 56V54H174V52L175 51H177L176 49L177 48H175V47H172V46H174V44H173V41H175V40H172L173 38H170L171 37V35H173L174 34V28H175V26H172V23L173 24H175L176 23V25H178V26H182L184 23H185V25H187L186 24V22H187V19H186V21H185V19H184V17H182V16H180V14L179 15H177V14H175V13H173L174 15H172L171 14V12L170 11H172L169 7H171V6H173V7H175V9H177L178 11H181V7H179L180 5H179V3L177 2V0H162V5H157L158 3H160V2H158L156 5H157V7H161V6H163V8H161V9H159V8H157V10L158 11H156V8L154 7V11H153V8H149L148 7V5L150 6V4H147V5H145V6H147L149 9H147V10H150V12H152V15H153V13H154V15H153V17L154 18H152L151 17V22H149V28H148V30L146 31V29H145V25H144V29H145V31H146V33H144L143 31H141L140 33H144L143 34V36L141 37V40H142V42H141V40L139 41L138 40V44L136 45L135 44V47H133V48H130V49H128L127 48V44H126V37H130V38H132V36H129V33L131 32L130 30H129V21L130 20H133L131 17H132V13H133V9H134V7H135V5L137 4H140V5H142L143 7H144V4L146 3ZM155 1V0H154ZM157 1V0H156ZM155 1V2H156ZM160 1V0H159ZM179 1V0H178ZM180 1H182V0H180ZM185 1V0H184ZM232 2L229 4V5H231L233 2H234V4H235V8H236V11H234V13H230V15L231 16H229L228 17V21H225L227 18V16L225 17V16H223V19H224V17H225V22L227 23L228 22V27H227V25H225L224 24V22H223V24L225 25L224 27L226 28H228V30L229 31H227V32H225V35H226V33H228V32H235V34H237L238 36V40L237 41H240L244 46L246 45V46H248V49L250 48V50H252V52H254V53H256V52H259V53H261V54H263V58H261V59H263L264 60V15H262V14H258V11L256 12V10H255V12H250V11H248V10H251V9H246V4H247V2L249 1H247V0H231ZM251 1L252 0H250V3H251ZM258 1V0H257ZM256 1V2H257ZM262 1V0H261ZM264 1V0H263ZM150 2V1H149ZM183 2V1H182ZM260 2V1H259ZM152 3H153V1H152ZM253 3V2H252ZM184 4H186L187 5V3H184ZM183 3L181 4V5H184ZM253 4H256V3H253ZM263 5V2L262 3H260V5ZM11 5V4H10ZM136 5V6H137ZM152 6H153V4H151ZM155 5V4H154ZM189 5H191V2H190V4ZM249 5V4H248ZM257 5H259V4H256V7H257ZM14 6V5H13ZM141 6V7H142ZM185 6V5H184ZM232 6H234L233 4H232ZM250 6V5H249ZM252 6V5H251ZM250 6V7H251ZM11 7H12V5H11ZM16 7H17V5H16ZM15 7V8H16ZM19 7H21V6H19ZM142 7V8H143ZM187 7V6H186ZM208 7V6H207ZM212 7V6H211ZM216 7H218V6H216ZM256 7H254L255 9H256ZM262 7H264V6H262ZM140 8V7H139ZM145 8V7H144ZM143 8V9H144ZM213 8H215V7H213ZM230 8H232V7H230ZM247 8H248V6H247ZM252 8H253V6H252ZM258 8V7H257ZM13 9V8H12ZM12 9H11V11H12ZM18 9H20V8H18ZM189 9H190V7H189ZM209 9V8H208ZM212 9V8H211ZM216 9V8H215ZM214 9V10H215ZM221 9V8H220ZM219 9V10H220ZM234 9V8H233ZM263 9V8H262ZM262 9H260V10H262ZM16 9H13V11H15ZM217 10V9H216ZM219 10H217V11H219ZM228 10V9H227ZM230 10V9H229ZM254 10V9H253ZM259 10V9H258ZM264 10V9H263ZM17 11V10H16ZM15 11V12H16ZM18 11V12H19ZM137 11H141V10H137ZM143 11V10H142ZM141 11V12H142ZM175 11V10H174ZM177 11V12H178ZM184 11V10H183ZM207 11V10H206ZM222 11V10H221ZM233 11V10H232ZM18 12H16V13H18ZM134 12H136V11H134ZM141 12H139L140 13V16H138V14L136 15V16H138L139 17V21L141 20V21H143V23L144 24H146L147 23V16H145L146 17V19H145V17H142L141 16ZM144 12V11H143ZM146 12V11H145ZM173 12V11H172ZM186 12H189L188 10H186V8H185V13ZM212 12V11H211ZM223 12V11H222ZM264 12V11H263ZM263 12H261V13H263ZM12 13H14V12H12ZM11 13V14H12ZM16 13L15 14H13V16L12 17H14V18H12V22H13V19L15 20V16L14 15H16ZM20 13H19V15H20ZM64 13L65 14H68V15H65V16H63L64 15ZM138 13V12H137ZM148 13H149V11H148ZM147 13V14H148ZM156 13V14H155ZM179 13V12H178ZM180 13H182V12H180ZM184 13V12H183ZM209 13V12H208ZM219 13V12H218ZM226 12H224V13H222V14H225ZM134 14H136V13H134ZM133 14V15H134ZM144 14V13H143ZM151 14V13H150ZM149 14V15H150ZM189 14V13H188ZM213 14H214V12H213ZM148 15V16H149ZM185 15V14H184ZM183 15V16H184ZM205 15H206V13H205ZM208 15V14H207ZM212 15V14H211ZM211 15H209V16H211ZM216 15V14H215ZM215 15H212V16H215ZM221 15V14H220ZM17 16V15H16ZM151 16V15H150ZM189 16V15H188ZM187 16V17H188ZM211 16V18H213ZM7 17V18H6ZM19 17V16H18ZM191 17V16H190ZM190 17H188V19L190 18ZM221 17V16H220ZM220 17H218V18H220ZM133 18H134V16H133ZM149 18V17H148ZM207 18V17H206ZM205 18V19H206ZM216 18V17H215ZM144 19V20H143ZM192 19V18H191ZM221 19V18H220ZM136 20V19H135ZM190 20V19H189ZM207 20H208V18H207ZM206 20V22L205 23H208V21L210 20V18H209V20L207 21ZM218 20V19H217ZM216 19H215V21H217ZM137 22V23H140V22ZM150 21V20H149ZM191 21V20H190ZM196 21V20H195ZM205 21V20H204ZM211 21H212V19H211ZM210 21V22H211ZM131 22H134V20L133 21H131ZM135 22V23H136ZM191 22H193V21H191ZM197 22V21H196ZM219 21H217L216 23H218ZM247 22V23H246ZM199 24H201L200 23V21L198 22ZM197 23V24H198ZM213 23H214V19H213ZM215 23V24H216ZM220 23V22H219ZM134 24V23H133ZM198 24V25H199ZM203 24V23H202ZM15 25H20L23 29L21 30L20 29V26H19V30H18V28L17 27H15ZM131 25H132V23H131ZM140 25V24H139ZM143 25V24H142ZM189 25V24H188ZM190 25H192V24H190ZM197 25V26H198ZM204 25H206V24H204ZM219 25V24H218ZM128 26V27H127ZM147 26V25H146ZM192 26H194V25H192ZM207 26H209V25H207ZM217 26V25H216ZM135 27H137V25H135ZM140 27V26H139ZM142 27V26H141ZM214 27V26H213ZM212 27V28H213ZM217 27H219V26H217ZM130 28H131V26H130ZM185 28V27H184ZM191 28V27H190ZM196 28V27H195ZM197 28H200V27H197ZM216 28V27H215ZM219 28H221V27H219ZM134 29V28H133ZM136 29V28H135ZM179 29H181V27H179ZM178 29V30H179ZM183 29V28H182ZM181 29V30H182ZM187 28H185L184 30H186ZM205 29V28H204ZM209 29H210V27H209ZM208 29V30H209ZM21 30V31H20ZM136 30H139V29H136ZM184 30H183V32H181V33H184ZM189 30V29H188ZM187 30V32L189 33V32H191V31H188ZM192 30V29H191ZM195 30V29H194ZM194 30L192 31V33L194 32ZM196 30H198V29H196ZM203 30V29H202ZM211 30H213V29H211ZM210 30V31H211ZM215 30H217V29H215ZM214 30V31H215ZM224 29H221V33L220 34H222V31H223ZM135 31V30H134ZM133 31V32H134ZM207 31V30H206ZM136 32V31H135ZM197 32V31H196ZM195 32V33H196ZM199 32H200V30H199ZM202 32V31H201ZM204 32V31H203ZM213 32V31H212ZM217 32V31H216ZM218 32H219V30H218ZM230 32V33H231ZM52 33H54L53 35H59V37L57 38V40L54 38V42H55V40H56V44L58 45V46H60V48L61 49H59V51L61 50V51H63L64 52V58H63V60H67V61H69L70 63H71V65H67L66 66V68L64 69H62V71L60 72V70H59V73L57 72V70H52L51 69V71L50 72H48V74L46 75V77H45V79H44V82H43V87H44V89L46 90V91H48L49 92V94L50 93H52L51 94V96L53 95V97H54V99H52L53 100V104H54V106L52 105V106H50V107H52V109L51 110H53V109H55L56 108V106L55 105H61V104H63L64 102H67L68 101V99L71 97H75V98H81L80 100H78V99H76V100H78V101H80L79 103H78V106H76V111L75 110H73V107H75V106H73L72 108H71V106H69L68 104L65 106L66 107V110H67V112H66V115H64L63 116V118H61V119H58V121L57 120H55V119H57V118H55L54 120L53 119H47V120H44V121H42V122H40V124H38V126L35 124V126H36V128H34V130H31V132L32 133H30L31 135V137H28L27 139L29 140V142H30V140L32 141V142H34L33 144L35 145V146H33V148L31 149V147L30 148H24V149H22L21 147H22V145H24V144H21V146H20V148L18 149V147H17V143L16 144H12L10 141H9V139H8V137L6 138V136H7V131H9L8 129H10L8 126H10L9 124H11L13 121H14V117H13V115L15 116V113L13 114V115H11L13 118H12V121L10 122V120L8 119V116H5V114H4V112L5 111H7L8 109L10 110H12V111H14L15 110V112H17V114L19 113V115H22V114H24L23 112H25L26 110V108L24 109V105L23 104H21L20 102H22L23 103V100L25 99H30V97H31V99H33L32 97L34 96V95H36V94H34V93H36V91H37V83L39 82H37V78L39 79V77L41 76V73L43 74V72H42V70L44 71V64H45V62L46 61H44V60H46V58H45V56H44V60H41L39 57H37L36 55H37V51L39 50V51H41V52H43V54H46L45 52H47L46 50H45V48L47 47L46 46V43L44 44V41H46V40H48L47 39V37H49ZM137 33H138V31H137ZM139 33V34H140ZM181 33H179V34H181ZM186 33V32H185ZM184 33V34H185ZM210 33V32H209ZM232 33V34H233ZM141 34V35H142ZM178 34V33H177ZM214 34V33H213ZM219 34V33H218ZM231 34V35H232ZM134 35V34H133ZM186 35V34H185ZM190 35V34H189ZM193 35L195 36V34L193 33ZM197 35V34H196ZM199 35V34H198ZM197 35V36H198ZM208 34H206V35H200V40L199 39H196V41L197 40H199V41H197V42H199L198 43V46H200L201 44L200 43H202L203 42V44H202V46L204 45V43L206 42V36H207ZM216 35V34H215ZM224 35V36H225ZM229 35V34H228ZM227 35V36H228ZM234 35V34H233ZM232 35V36H233ZM29 36H32V39H31V37H29ZM136 36H138V35H136L135 34V36L134 37H136ZM175 36V35H174ZM178 36V35H177ZM177 36H175V37H177ZM184 36V35H183ZM210 36H212V34L210 35ZM218 36V35H217ZM216 36V37H217ZM230 36V35H229ZM232 36H231V38H232ZM53 37V36H52ZM52 37H50V38H52ZM134 37L132 38V40L134 39ZM190 37H191V35H190ZM196 37V36H195ZM213 37H214V35H213ZM222 37H223V35H222ZM184 38V37H183ZM189 38V37H188ZM207 38H209V36L207 37ZM215 38V37H214ZM219 38V37H218ZM225 38V37H224ZM53 39V38H52ZM136 39H137V37H136ZM138 39H140V38H138ZM175 39V38H174ZM178 39H179V37H178ZM185 39H186V37H185ZM213 39V38H212ZM220 39V38H219ZM51 40V39H50ZM129 40V39H128ZM193 40V38H191V41ZM221 40H223V39H221ZM228 40V39H227ZM233 40V39H232ZM231 39L230 40H228L230 43H231V41H232ZM234 40L236 41V39L234 38ZM178 41V40H177ZM195 41V42H196ZM212 41H214V40H212ZM219 41V40H218ZM225 41V40H224ZM227 41V42H228ZM52 42V41H51ZM130 41H127V43H129ZM135 43H136V41H134ZM180 42V41H179ZM190 42V41H189ZM194 42V41H193ZM192 42V43H193ZM50 43V42H49ZM178 43V42H177ZM192 43H190V45L192 44ZM209 43V42H208ZM215 43H217L216 42V40H215ZM219 43H221V41L219 42ZM224 43V42H223ZM54 44V43H53ZM131 44H133V43H130V45ZM195 44V43H194ZM197 44V43H196ZM200 44V45H199ZM211 44V43H210ZM227 44V43H226ZM232 44V43H231ZM237 44V43H236ZM40 45H43L45 48H42ZM49 45V44H48ZM52 45V44H51ZM129 45V44H128ZM178 45H181L182 46V44H178ZM193 45V44H192ZM209 45V44H208ZM213 45V44H212ZM225 45V44H224ZM228 45V44H227ZM239 45V44H238ZM237 45V46H238ZM41 48H40V47ZM175 46H177V45H175ZM214 46H216V45H214ZM220 46H221V44H220ZM226 46V45H225ZM239 46H241V45H239ZM51 47V46H50ZM57 47V46H56ZM130 47H132V45L130 46ZM178 47V46H177ZM180 47V46H179ZM184 47V46H183ZM204 48H205V46H203ZM208 48H209V46H207ZM206 47V48H207ZM211 47V46H210ZM221 47H224L223 45L221 46ZM226 47H228V46H226ZM225 47V48H226ZM243 47V46H242ZM242 47H240V48H242ZM52 48V47H51ZM50 48V49H51ZM59 48V47H58ZM185 48V47H184ZM194 48V47H193ZM192 48V49H193ZM199 48V47H198ZM207 48V49H208ZM225 48H222V49H225ZM229 49H228V51H230V47H228ZM42 49V50H41ZM50 49H48L49 51H50ZM181 49V48H180ZM186 49V48H185ZM189 49V48H188ZM191 49V48H190ZM195 49H196V47H195ZM213 49H215L214 47H213ZM221 49V48H220ZM231 49H232V47H231ZM239 49V48H238ZM246 50H247V48H245ZM244 48H243V50H245ZM179 50V49H178ZM183 50V49H182ZM194 50V49H193ZM199 51H201V48H199L198 49ZM197 50V51H198ZM206 49H204V51H205ZM210 50H211V48H210ZM216 50V49H215ZM219 50V49H218ZM217 50V51H218ZM234 50H237V47H236V49H234ZM240 50V49H239ZM39 51H38V54H42L41 52L39 53ZM186 51V50H185ZM203 51V50H202ZM203 51V52H204ZM208 51V50H207ZM213 52H214V50H212ZM224 51V50H223ZM227 51V52H228ZM233 51V50H232ZM240 51H242V50H240ZM180 52V51H179ZM193 51H191V53H192ZM195 52H196V50H195ZM202 52V53H203ZM218 52H221V51H218ZM234 52V51H233ZM237 52V51H236ZM239 52V51H238ZM251 52V53H252ZM50 53H51V51H50ZM61 53V52H60ZM181 53V52H180ZM184 53V52H183ZM194 53V52H193ZM199 52H197V54H198ZM205 54H206V52H204ZM223 53V52H222ZM229 53V52H228ZM244 53V52H243ZM258 53V54H259ZM56 54H59L58 52L56 53ZM185 54V53H184ZM199 54H201V52L199 53ZM198 54V55H199ZM224 54H226L225 52H224ZM230 54H231V51H230ZM240 54V53H239ZM250 54V53H249ZM261 54H260V56H261ZM48 55V54H47ZM51 55V54H50ZM55 55V54H54ZM178 55H179V53H178ZM218 55H220V53L218 54ZM229 55V54H228ZM227 55V57H232L231 55L230 56H228ZM236 55V54H235ZM243 55V54H242ZM247 55H248V53H247ZM41 56H43V55H41ZM55 56H57V55H55ZM59 56H61V54L59 55ZM58 56V57H59ZM144 56H146V57H148V59L149 58H151L152 60H153V62L154 63H152V68H153V73H152V75L154 76V75H156V79L155 80H153V81H151L150 82V80H152V78H154L152 75H151V73H149V71H148V73H147V68H142V66H143V64H142V62H141V58H143ZM182 56V55H181ZM184 56V55H183ZM203 56H205V55H203ZM206 56H208V55H206ZM225 56V55H224ZM238 56V55H237ZM236 56V57H237ZM245 56V55H244ZM250 56V58H251V54L249 55ZM253 56H254V54H253ZM257 56V55H256ZM259 56V55H258ZM257 56V57H258ZM259 56V57H260ZM47 57V56H46ZM178 57V56H177ZM193 57H196V56H193ZM198 57V56H197ZM201 57V56H200ZM39 58V59H38ZM53 58V57H52ZM51 58V59H52ZM183 58V57H182ZM185 58V57H184ZM204 58V57H203ZM226 58V57H225ZM235 58V57H234ZM246 58V57H245ZM42 59H43V57H42ZM50 59V58H49ZM56 59V58H55ZM57 59H59V58H57ZM56 59V60H57ZM61 59V58H60ZM119 59V60H118ZM147 59V58H146ZM145 59V60H146ZM179 59H181V58H179ZM195 59V58H194ZM200 59V58H199ZM206 59H207V57H206ZM212 58H210L209 60H211ZM229 59V58H228ZM243 59H244V57H243ZM247 59H248V57H247ZM260 59V60H261ZM62 60V59H61ZM62 60V62L64 63V61ZM152 60H150L151 62H152ZM178 59H175V61H177ZM181 60H183V59H181ZM201 60V59H200ZM203 60V59H202ZM237 60V59H236ZM250 60V59H249ZM253 60V59H252ZM50 61V60H49ZM52 61V60H51ZM53 61H55V60H53ZM184 61V60H183ZM190 61H192L191 59H190ZM197 61H199L198 59H197ZM212 62H213V59L211 60ZM262 61V60H261ZM56 62V61H55ZM61 62V61H60ZM145 62H148V61H145ZM179 62V61H178ZM205 62V61H204ZM211 62V63H212ZM233 62V61H232ZM234 62H236V61H234ZM239 62V61H238ZM246 61H244V63H245ZM248 62H250V61H248ZM264 62V61H263ZM47 63H48V61H47ZM63 63H61L62 65H63ZM65 63H66V61H65ZM190 63V62H189ZM189 63H186V64H188V66H189ZM193 63V62H192ZM215 63V62H214ZM214 63H212L213 65H214ZM241 63H243L242 61H241ZM240 63V64H241ZM260 63V62H259ZM49 65H50V63H48ZM61 64H60V66H61ZM67 64H69L68 62H67ZM151 64V63H150ZM185 64V63H184ZM191 64V63H190ZM204 65L206 64V63H203ZM211 64V65H212ZM48 65V66H49ZM148 64L146 63V66H147ZM208 65H209V63H208ZM207 65V66H208ZM229 65V64H228ZM231 65V64H230ZM233 65V64H232ZM231 65V66H232ZM244 65L245 64H243V67H244ZM257 65H258V63H257ZM203 66V65H202ZM206 66V67H207ZM260 66V65H259ZM64 67V66H63ZM201 67V66H200ZM205 67V66H204ZM205 67V68H206ZM210 67V66H209ZM212 67V66H211ZM230 67V66H229ZM251 67V66H250ZM258 67V66H257ZM262 67V66H261ZM52 68H54V67H52ZM57 68V67H56ZM56 68H54V69H56ZM59 68V67H58ZM57 68V69H58ZM186 68V67H185ZM189 68H190V66H189ZM191 68H192V66H191ZM194 68V67H193ZM195 68H197V67H195ZM194 68V69H195ZM201 68H203V67H201ZM204 68V69H205ZM236 68H237V66H236ZM125 69H129L130 70V73H127V72H125ZM180 69H182V68H180ZM187 69V68H186ZM230 69V68H229ZM240 69V68H239ZM244 69V68H243ZM253 69V68H252ZM257 69V68H256ZM47 70H49L48 69V67H47ZM149 70H151V68L149 69ZM179 70V69H178ZM193 70V69H192ZM199 70V69H198ZM209 70H210V68H209ZM213 70V69H212ZM263 70V69H262ZM175 71V70H174ZM186 71V70H185ZM191 70H189V72H190ZM193 71H195V70H193ZM196 71H197V69H196ZM195 71V72H196ZM200 71V70H199ZM202 71V70H201ZM234 71V70H233ZM251 71V70H250ZM152 72V71H151ZM172 72H171V74H172ZM180 72V71H179ZM188 72V71H187ZM205 72V71H204ZM259 72V71H258ZM175 73V72H174ZM178 73V72H177ZM182 73V72H181ZM186 73V72H185ZM184 73V74H185ZM192 73V72H191ZM199 73V72H198ZM208 72H206V74H207ZM214 73V72H213ZM217 73V72H216ZM170 74V73H169ZM196 74H197V72H196ZM202 74L203 73H201V75L200 76H202ZM221 73H219V75H220ZM44 75H45V73H44ZM186 75V74H185ZM184 75V76H185ZM190 76H192L191 74H189ZM217 75V74H216ZM261 75V74H260ZM98 76V77H97ZM167 76V75H166ZM173 76V75H172ZM197 76V75H196ZM200 76H199V78H200ZM215 76V75H214ZM223 76H224V74H223ZM223 76H221L222 78H224ZM227 76H229V75H227ZM163 77V78H162ZM193 77H195V73H194V76ZM209 77V74L207 75V78ZM219 77V76H218ZM218 77H211L210 76V78H211V81H210V89L208 90V92L210 93V95L207 97V96H205L206 98L202 101V105L199 107L200 108V110H201V113L202 112H204V111H208V109H210V108H214V109H216V110H218L219 108L218 107H220V109H222V107H228L229 105H230V103H232V102H230V100L231 99H229V98H227V101H226V99L224 100V96H223V94L220 92V79L218 78ZM220 77V78H221ZM226 77V76H225ZM231 77V76H230ZM229 77V78H230ZM44 78V77H43ZM90 78V79H89ZM171 78V77H170ZM196 78V77H195ZM206 78V79H207ZM40 79H42V78H40ZM112 79L113 80H115V84H113L112 83ZM167 79H168V77H167ZM193 78H191V80H192ZM197 79V78H196ZM203 78H201V80H202ZM232 79V78H231ZM94 80V79H93ZM104 80V81H105ZM200 80V81H201ZM208 80V79H207ZM210 80V79H209ZM222 80V79H221ZM227 80V79H226ZM229 80V79H228ZM236 79L234 78L233 79V81H235ZM43 81V80H42ZM183 81V80H182ZM188 81V80H187ZM192 81H194V80H192ZM225 81V80H224ZM223 81V83H225ZM230 81V80H229ZM232 81V80H231ZM230 81V82H231ZM238 81V80H237ZM248 81V80H247ZM59 82H61V83H59ZM196 83H197V81H195ZM199 82V81H198ZM202 82V81H201ZM200 82V83H201ZM206 82V81H205ZM209 82V81H208ZM40 83H42V82H40ZM93 83V82H92ZM180 83V82H179ZM203 83V82H202ZM228 83V82H227ZM236 83H238V82H236ZM235 83V84H236ZM177 84H178V82H177ZM183 84V83H182ZM187 84V83H186ZM198 84V83H197ZM196 84V85H197ZM42 85V84H41ZM88 85H90V84H88ZM99 85H101L100 83H99ZM99 85H96L97 87L99 86ZM180 85V84H179ZM178 85V86H179ZM200 85V84H199ZM199 85L197 86V87H199ZM203 85V84H202ZM207 85V84H206ZM221 85H224V84H221ZM226 85V84H225ZM247 85V84H246ZM93 86H94V83H93ZM91 87V88H94V87H96V86H94V87ZM174 86V85H173ZM182 86V85H181ZM233 86V85H232ZM245 86V85H244ZM175 87H177V86H175ZM174 87V88H175ZM180 87V86H179ZM183 87V86H182ZM185 87V86H184ZM189 87V86H188ZM203 87V86H202ZM204 87H207V86H204ZM225 87V86H224ZM236 87V86H235ZM235 87H234V89H235ZM247 87V86H246ZM89 88V87H88ZM99 88H95V89H99ZM173 88V87H172ZM186 88V87H185ZM199 88H201V87H199ZM208 88V87H207ZM41 89L42 88H40V91H41ZM170 89V88H169ZM182 89L183 88H181V91H182ZM203 89V88H202ZM201 89V90H202ZM206 89V88H205ZM204 89V90H205ZM233 89V91L235 92V90ZM245 88L243 87V90H244ZM249 89V88H248ZM94 90V89H93ZM174 90V89H173ZM224 90V89H223ZM227 91H228V88L226 89ZM231 90H232V88H231ZM240 90V89H239ZM242 90V91H243ZM247 90V89H246ZM98 91V90H97ZM167 91V90H166ZM165 91V92H166ZM179 91V90H178ZM236 91H238V88H237V90ZM248 91V90H247ZM252 91V90H251ZM254 91V90H253ZM42 92V91H41ZM43 92H45V91H43ZM42 92V93H43ZM91 92H93L92 90H91ZM172 92V91H171ZM174 92V91H173ZM175 92H177V91H175ZM184 92V91H183ZM182 92V93H183ZM185 92H187V91H185ZM185 92H184V94H185ZM207 92V91H206ZM205 92V93H206ZM207 92V93H208ZM93 93H95V90H94V92ZM166 93H168V92H166ZM182 93H180V92H178V93H176L175 95L174 94H172V95H174L172 98L175 100V102H179V103H182L184 100H185V96H187V95H183ZM188 93V92H187ZM186 93V94H187ZM193 93V92H192ZM224 93V92H223ZM231 93V92H230ZM236 93V92H235ZM238 93H240V92H238ZM237 93V94H238ZM34 94V95H33ZM44 94V93H43ZM45 94H46V96L48 95L46 92H45ZM44 94V95H45ZM129 94H131L129 97V99H130V101L129 102H126L123 98H124V96L125 95H129ZM163 94V93H162ZM169 94V96H170V93H168ZM167 94V95H168ZM202 94V93H201ZM204 94V93H203ZM228 94V93H227ZM33 95V96H32ZM206 95V94H205ZM232 95V94H231ZM231 95H228V97L229 96H231ZM255 95V94H254ZM258 95V94H257ZM41 96H42V94H41ZM45 96V97H46ZM82 96L84 97L83 99H82ZM240 96V95H239ZM243 96H246V94L245 95H243ZM248 96L249 95H247V99H249L248 98ZM251 96V95H250ZM256 96V95H255ZM35 97V96H34ZM38 97V96H37ZM40 97V96H39ZM44 97V96H43ZM44 97V98H45ZM188 97V96H187ZM186 97V98H187ZM190 97H192V96H190ZM194 97V96H193ZM201 97V96H200ZM199 97V98H200ZM232 97H233V95H232ZM235 97V96H234ZM237 97V96H236ZM241 97H242V95H241ZM241 97H238V101H239V98H241ZM252 97H253V95H252ZM262 97V96H261ZM70 98V99H71ZM72 98V99H73ZM75 98H74V100H75ZM170 98H171V96H170ZM244 98V97H243ZM245 98V99H246ZM251 98V97H250ZM257 98V97H256ZM38 99V98H37ZM36 99V100H37ZM40 99V98H39ZM47 99V98H46ZM50 99V98H49ZM172 99V100H173ZM236 99V98H235ZM242 99V98H241ZM241 99H240V101H241ZM246 99V100H247ZM255 99V98H254ZM262 99V98H261ZM41 100V99H40ZM44 100V99H43ZM202 100V99H201ZM201 100H199V101H201ZM233 100V99H232ZM231 100V101H232ZM243 100V99H242ZM30 101V100H29ZM33 101V100H32ZM42 101V100H41ZM44 101H47V100H44ZM71 101V100H70ZM193 101V100H192ZM191 101V102H192ZM236 101H237V99H236ZM255 101H256V99H255ZM259 101V100H258ZM25 102V101H24ZM34 102V101H33ZM36 102V101H35ZM47 102H49V101H47ZM152 102V103H151ZM186 102V101H185ZM242 102V101H241ZM248 102H251V101H248ZM248 102H246V103H248ZM257 102V101H256ZM30 103V102H29ZM28 103V104H29ZM37 103V102H36ZM35 103V104H36ZM50 103V102H49ZM52 103V102H51ZM50 103V104H51ZM174 103V102H173ZM200 103V102H199ZM240 103V102H239ZM239 103H238V106H236L237 105V103H235L236 105V107L238 108L239 107ZM263 103V102H262ZM261 102L259 103V104H257V105H260V104H262ZM25 104V103H24ZM39 104V103H38ZM42 104V103H41ZM41 104H39V108L41 107L40 105ZM44 104V103H43ZM70 104V103H69ZM149 104V105H150ZM244 104H245V102H244ZM251 104V103H250ZM250 104H248L249 106H250ZM253 104V103H252ZM256 104V103H255ZM33 105V104H32ZM45 105V104H44ZM76 105V104H75ZM240 105H242V103H240ZM257 105H256V107H257ZM31 106V105H30ZM37 106V105H36ZM148 106V105H147ZM152 106V105H151ZM199 106V105H198ZM230 106H232V105H230ZM233 106H234V104H233ZM243 106V105H242ZM249 106H247L248 108H250L251 109V107H249ZM253 106H254V104H253ZM262 106V105H261ZM260 106V107H261ZM32 107V106H31ZM30 107V108H31ZM44 107V106H43ZM46 108H47V106H45ZM44 107V108H45ZM50 107L48 108V109H50ZM55 107V108H54ZM95 107V106H94ZM149 107V106H148ZM168 107V106H167ZM236 107H234V108H232V109H235ZM247 107H245V108H247ZM259 107V106H258ZM38 108V107H37ZM43 108V109H44ZM44 109V110H48V109ZM99 108V107H98ZM151 108V107H150ZM236 108V110L237 111H239L238 109ZM254 108V107H253ZM14 109V110H13ZM32 109V108H31ZM41 109H42V107H41ZM42 109V111L44 112V110ZM57 109H58V106H57ZM56 109V110H57ZM131 109V110H130ZM133 109H134V107H133ZM143 109H140V107H139V110H143ZM196 109V108H195ZM224 109V108H223ZM258 109V108H257ZM256 109V111H255V109L253 110V111H255V112H258V110L260 109H258L257 110ZM262 109V108H261ZM263 109H264V107H263ZM262 109V110H263ZM8 110V111H9ZM10 110V111H11ZM25 110V111H24ZM40 110V109H39ZM59 110V109H58ZM97 110V109H96ZM146 110V109H145ZM199 110V111H200ZM229 110H230V108H229ZM242 110H243V108H242ZM247 111H248V109H246ZM9 111V112H10ZM37 111V110H36ZM41 111V110H40ZM40 111H37L38 112V114H39V112ZM49 111V110H48ZM73 111V112H72ZM91 111V112H90ZM101 111V110H100ZM103 111H104V109H103ZM135 111V110H134ZM158 111V112H159ZM190 111H191V109H190ZM199 111L198 112H193V113H195V114H193V115H197L196 117H198V115L200 114L199 113ZM206 111V112H207ZM214 111V110H213ZM232 111V110H231ZM231 111H230V113H231ZM241 111V110H240ZM239 111V112H240ZM261 111V110H260ZM259 111V112H260ZM9 112H8V115L10 116V114H9ZM27 112V111H26ZM30 112H31V110H30ZM43 112H40L41 114H43ZM54 112V111H53ZM55 112H59V111H55ZM54 112V113H55ZM132 112V111H131ZM140 112H142V111H140ZM156 112V111H155ZM167 112V111H166ZM173 113H179V112H174V111H172ZM218 112H220V110L218 111ZM235 112V111H234ZM250 112H252V111H250ZM13 113V112H12ZM47 114H48V112H46ZM61 113V112H60ZM79 113V115H76V114H78ZM114 113V112H113ZM146 113V112H145ZM188 113V112H187ZM191 113V112H190ZM211 113H212V111H211ZM221 113V112H220ZM220 113L218 114V115H220ZM225 113V112H224ZM224 113H221L222 115H223V117L224 118H226L225 117V115H224ZM230 113H228L229 115H230ZM237 113V112H236ZM236 113H234V114H236ZM245 113V111L243 112V113H240V114H244ZM248 112H246V114H247ZM16 114V115H17ZM30 113H28V115H29ZM41 114H40V116H41ZM56 114V113H55ZM105 114V115H104ZM109 114H110V111H109ZM132 114V113H131ZM135 114H137V113H135ZM140 114V113H139ZM143 114V113H142ZM157 114H159V113H157ZM171 114V113H170ZM215 114H216V112H215ZM239 114V115H240ZM253 114H254V112H253ZM18 115V116H19ZM46 115V114H45ZM95 115V114H94ZM114 115V114H113ZM116 115V114H115ZM146 115V114H145ZM175 115V114H174ZM185 115V114H184ZM211 115V114H210ZM210 115H207V116H210ZM214 115V113L211 115V116H213ZM229 115H227L226 114V116H229ZM238 115V114H237ZM238 115V116H239ZM251 116H252V114H250ZM43 116V115H42ZM47 116V115H46ZM50 116V115H49ZM89 116H87L88 118H89ZM138 116V115H137ZM144 116V115H143ZM157 116V115H156ZM159 116H160V114H159ZM158 116V117H159ZM186 116H188V115H186ZM191 116V115H190ZM215 116H217V115H215ZM214 116V117H215ZM231 116V115H230ZM243 116V118H244V122H245V117H244V115H242ZM242 116H239V118L241 117L242 118ZM257 116V115H256ZM262 116H263V114H262ZM24 118H26L25 116H23ZM31 117H32V115H31ZM39 117V116H38ZM54 117H56V115L54 116ZM60 117H62V115H60ZM59 117V118H60ZM84 117V116H83ZM86 117V118H87ZM92 117V116H91ZM203 117H205V116H203ZM214 117H212V119L214 118ZM219 117H221V116H219ZM237 117V116H236ZM236 117L234 118V120L236 119ZM248 118L250 117V116H247ZM253 117V116H252ZM258 117V116H257ZM20 118V117H19ZM50 118V117H49ZM87 118V119H88ZM96 118V117H95ZM151 118V120H152V117H150ZM190 118H192V116L190 117ZM200 118H202L201 116H200ZM208 118V117H207ZM206 117H205V119H207ZM210 118V117H209ZM215 118H217V117H215ZM228 118V117H227ZM226 118V119H227ZM248 118H247V120H248ZM254 118H256V117H254ZM15 119L17 120V116L15 117ZM21 119V118H20ZM31 119V118H30ZM92 119V118H91ZM129 119H131V118H129ZM188 119H189V117H188ZM204 119V118H203ZM225 119V120H226ZM251 119V118H250ZM32 120H33V118H32ZM85 120V119H84ZM90 120V119H89ZM102 120V121H103ZM134 120V119H133ZM159 120V119H158ZM191 120V119H190ZM198 120V119H197ZM201 120V119H200ZM199 120V121H200ZM214 120V119H213ZM218 120V119H217ZM242 120V119H241ZM251 120H254V119H251ZM258 120V119H257ZM257 120H254V122L255 121H257ZM10 123H9V122ZM23 121H25V120H23L22 119V122ZM28 123L30 122V120H29V118H28ZM33 121H36V120H33ZM32 121V122H33ZM149 121V120H148ZM160 121H161V118H160ZM184 121V120H183ZM187 121H189V120H187ZM192 121V120H191ZM194 121L196 122V120L194 119ZM199 121H197V122H199ZM205 121V120H204ZM204 121H202V122H204ZM209 121V120H208ZM222 121V120H221ZM231 121V120H230ZM236 121V120H235ZM239 121V120H238ZM16 122H18V121H16ZM31 122V123H32ZM83 122H85V121H83ZM86 122H87V120H86ZM92 124H94L95 125V123H94V121L92 120ZM131 122V121H130ZM150 122V121H149ZM148 122V123H149ZM172 122V121H171ZM258 122V121H257ZM264 122V121H263ZM31 123L29 124V125H31ZM34 123V122H33ZM37 123V122H36ZM80 123V122H79ZM114 123V124H113ZM164 122H162V124H163ZM201 123V122H200ZM206 123V122H205ZM238 123V122H237ZM240 123V122H239ZM248 123V122H247ZM246 123V124H247ZM14 124V123H13ZM13 124H11V125H13ZM84 124H86V123H84ZM83 124V125H84ZM91 124V125H92ZM101 124H102V126H101ZM158 124V123H157ZM157 124H156V126H157ZM184 124V123H183ZM246 124H244L245 126H246ZM252 124V123H251ZM18 125H19V123H18ZM23 125H24V123H23ZM33 125V124H32ZM80 125V124H79ZM87 125H88V123H87ZM93 125V126H94ZM132 125H134V123L132 124ZM241 124H239V126H240ZM14 126V125H13ZM16 126V125H15ZM14 126V128H16ZM25 126V125H24ZM80 126H82V125H80ZM253 126V125H252ZM263 126V125H262ZM19 127V126H18ZM26 127V126H25ZM29 127H31V126H29ZM79 127V126H78ZM92 127V126H91ZM91 127H86L85 128V130H83V132H86V133H89L88 132V130L89 129H93L94 128V130H95V127H93V128H91ZM133 127V126H132ZM160 127V126H159ZM158 127V128H159ZM163 127V126H162ZM165 127V126H164ZM28 128V127H27ZM32 128V129H33ZM84 128V127H83ZM108 128V129H109ZM122 128V129H121ZM261 128V127H260ZM13 129V128H12ZM31 129V128H30ZM80 129V128H79ZM165 129V128H164ZM15 130H18V128L17 129H15ZM37 130V131H36ZM78 130V129H77ZM77 130H75V131H77ZM107 130V129H106ZM252 130V129H251ZM258 130V129H257ZM257 130H255V131H257ZM263 130V129H262ZM13 131V130H12ZM29 131V130H28ZM80 131V130H79ZM82 131V130H81ZM80 131V133H81V136H83L82 135V133L83 132H81ZM98 131V130H97ZM111 131V130H110ZM125 131V130H124ZM163 131V130H162ZM260 131V130H259ZM14 132V131H13ZM12 132V133H13ZM16 132V134H17V131H15ZM23 132V131H22ZM21 132V133H22ZM94 132V131H93ZM98 132H101V130L100 131H98ZM104 132H106V131H103V133ZM127 132V131H126ZM192 132V131H191ZM254 132V131H253ZM252 132V133H253ZM9 133V132H8ZM20 133V132H19ZM20 133V134H21ZM25 133V132H24ZM26 133H28V132H26ZM74 133V132H73ZM90 133H92V132H90ZM103 133H102V135H103ZM120 133V132H119ZM123 133V132H122ZM160 133V132H159ZM164 133H166V132H164ZM163 133V134H164ZM194 133V132H193ZM255 133V132H254ZM259 133V132H258ZM262 133H264V132H262ZM15 134V133H14ZM79 134V133H78ZM94 134V133H93ZM115 134V133H114ZM220 134H222V133H220ZM251 134V133H250ZM8 135H10V134H8ZM13 135V134H12ZM80 135V134H79ZM91 135V134H90ZM90 135H87V136H90ZM98 135V134H97ZM96 135V136H97ZM107 135V134H106ZM117 135V134H116ZM124 135V134H123ZM244 135V134H243ZM257 135V132H256V134H255V136L253 137V140H254V142H249V143H251V145L250 144H248V146H246V145H240V147H239V151H240V153L242 154V156L243 157H248V159L246 160V162H236V161H234V160H232L231 162H230V164H231V166L234 168V172L232 173V174H230V175H228V176H225L224 174H222V173H217V174H215V175H213L211 178H210V180H209V187H210V189L213 191V192H215V193H217V192H220V191H222V190H225V192H226V194H227V196L228 197H231L233 200H235V201H239V199H240V197L242 196L244 199H248V200H250V202L248 203V205H247V207H253L254 206V204L256 203V206H261L263 209H264V135H262V134H258V136H256ZM14 136L15 135H13V138H14ZM17 136V135H16ZM22 136V135H21ZM26 136H28V135H26ZM72 136H73V134H72ZM72 136H70V137H72ZM75 136H77V133H76V135ZM87 136H85L84 138H86ZM92 136V135H91ZM91 136H90V138H91ZM122 136V135H121ZM167 136H168V134H167ZM166 136V137H167ZM221 136H223V134L221 135ZM225 136V135H224ZM223 136V137H224ZM228 136V135H227ZM226 136V137H227ZM252 136V135H251ZM250 136V137H251ZM18 137V136H17ZM62 137H64V136H62ZM69 137V136H68ZM67 137V138H68ZM74 137V136H73ZM78 137H80V136H78ZM103 137V136H102ZM101 137V138H102ZM123 137V136H122ZM222 137V138H223ZM9 138H10V136H9ZM12 138V137H11ZM10 138V140L12 141V139ZM23 138V137H22ZM32 138V139H31ZM74 138H77V137H74ZM95 138V137H94ZM100 138V136H99V139H101ZM168 138V137H167ZM233 138H234V136H233ZM252 138V137H251ZM17 139V138H16ZM21 139V138H20ZM61 139V138H60ZM83 139V138H82ZM82 139H80V140H82ZM87 139H89V138H87ZM86 139V140H87ZM98 139V138H97ZM96 139V140H97ZM98 139V140H99ZM107 139V138H106ZM120 139H121V137H120ZM226 139V138H225ZM230 139H231V136H230ZM237 139V138H236ZM14 140V139H13ZM70 140H72V139H70ZM74 140V139H73ZM76 140V139H75ZM77 140H79V138H77ZM85 139H84V142L86 141ZM96 140H94V141H96ZM103 140V139H102ZM105 140V139H104ZM103 140V141H104ZM109 140V139H108ZM123 140V139H122ZM226 140H228V137H227V139ZM233 140V139H232ZM235 140V139H234ZM68 141H69V139H68ZM88 141V140H87ZM92 141V140H91ZM90 141V142H91ZM100 141V140H99ZM107 141V140H106ZM252 141V140H251ZM12 142H14V141H12ZM19 142H21V143H23V141H19ZM31 142V143H32ZM65 142V141H64ZM81 142V141H80ZM80 142H79V144H80ZM97 142V141H96ZM101 142V141H100ZM99 142V143H100ZM109 142V144H110V141H108ZM30 143V144H31ZM66 143H67V141H66ZM72 143V142H71ZM74 143V142H73ZM83 143V142H82ZM88 143H89V141H88ZM104 143V142H103ZM112 143V142H111ZM20 144V143H19ZM18 144V145H19ZM29 144V145H30ZM62 144H63V142H62ZM69 144V143H68ZM90 144V143H89ZM89 144H87V145H89ZM101 144H102V142H101ZM113 144V143H112ZM114 144H116L115 142H114ZM27 145V144H26ZM38 145V146H37ZM84 145H85V143H84ZM84 145H82V146H84ZM84 146L85 148H87L88 146ZM94 146V144H90V146ZM97 145H99L98 144V142H97ZM104 145V144H103ZM102 145V146H103ZM254 145H255V151H254V149H253V147H254ZM65 146V145H64ZM70 146H72V144L70 145ZM89 146V148L92 150V148ZM100 146V145H99ZM108 146V145H107ZM111 146V145H110ZM119 146V145H118ZM17 147V148H16ZM27 147H29V146H27ZM68 147H69V145H68ZM96 147V146H95ZM94 147V148H95ZM98 147V146H97ZM104 147V146H103ZM66 148V147H65ZM73 148V147H72ZM82 148V147H81ZM102 148V147H101ZM110 148H112V147H109V149ZM69 149H71L70 147H69ZM84 149V148H83ZM82 149V150H83ZM88 149V148H87ZM87 149H86V152H87ZM98 149V148H97ZM106 149V148H105ZM109 149H107L106 151H108ZM161 149H163V148H161ZM165 149V148H164ZM62 150H64V149H62ZM99 150V149H98ZM111 150V149H110ZM65 152H66V155H69L70 153L68 152V150L66 149V150H64ZM63 151V152H64ZM71 151H72V149H71ZM79 150H77V152H78ZM94 151H95V149H94ZM100 151V150H99ZM104 151V150H103ZM111 151H113V150H111ZM163 151V150H162ZM161 151V152H162ZM96 152V151H95ZM94 152V153H95ZM160 152V153H161ZM84 153V152H83ZM91 153V152H90ZM89 152H88V154H90ZM93 153V154H94ZM103 153V152H102ZM109 153H111V152H109ZM254 153V154H253ZM63 154V153H62ZM73 154V153H72ZM85 154V153H84ZM83 154V155H84ZM96 154H97V152H96ZM107 154V152L105 153V155ZM163 154V153H162ZM7 155V154H6ZM91 155V154H90ZM95 155V154H94ZM103 155V157L105 158L106 156L104 155V154H102ZM102 155H100V156H102ZM251 155H253V156H251ZM63 156H64V154H63ZM63 156H61V157H63ZM86 157H87V154L85 155ZM96 156V155H95ZM98 156V155H97ZM109 156H111L110 154H109ZM249 156H251V157H249ZM66 156H64L63 158H65ZM75 157V156H74ZM89 157V156H88ZM90 157H93L92 155L90 156ZM102 157V158H103ZM108 157V156H107ZM166 157H168V155L166 156ZM10 158V157H9ZM18 157H16V159H17ZM67 158H70V157H67ZM66 158V159H67ZM71 158L73 159V157L71 156ZM85 158V157H84ZM110 158V157H109ZM108 158V159H109ZM3 159H4V161H5V163L3 164ZM15 159V158H14ZM65 159V160H66ZM80 159H81V157H80ZM88 159V158H87ZM86 159V160H87ZM169 159H171V158H169ZM169 159H167V161H169ZM64 160V159H63ZM69 160V159H68ZM68 160H66L65 162L64 161H62V165L60 166V168H62V171H63V169H64V166L66 165H64V163H72L73 161H71V162H68ZM74 160V159H73ZM79 160V159H78ZM86 160H84L85 162H86ZM104 160V159H103ZM172 160H173V158H172ZM16 161V160H15ZM14 161V162H15ZM81 162L83 161V160H80ZM79 161V162H80ZM89 161H90V159H89ZM102 161V160H101ZM12 162V161H11ZM30 162H32V164L30 165ZM60 162V161H59ZM76 162V161H75ZM87 162H88V160H87ZM115 162V161H114ZM152 162H153V160H152ZM155 160H154V164H155ZM17 163V164H18ZM90 163V162H89ZM108 163V162H107ZM107 163H104V164H107ZM109 163H111V162H109ZM108 163V164H109ZM148 163H149V161H148ZM158 163V162H157ZM16 164V165H17ZM59 164V163H58ZM61 164V163H60ZM77 164H78V162H77ZM83 164H84V162H83ZM82 164V165H83ZM92 164V163H91ZM90 164V165H91ZM97 164V163H96ZM99 164V163H98ZM101 164V163H100ZM103 164V165H104ZM10 165V164H9ZM15 165V166H16ZM64 165V166H63ZM68 165V164H67ZM81 165V164H80ZM82 165H81V167H82ZM93 165V164H92ZM92 165H91V167H92ZM95 165V164H94ZM152 165H153V163H152ZM18 166V165H17ZM18 166V167H19ZM73 165H71V167H72ZM77 167L76 168H78V165H76ZM84 166V165H83ZM100 166V165H99ZM105 166V165H104ZM150 166V165H149ZM157 165L155 164V167H156ZM7 167H8V164H7ZM10 167V166H9ZM65 167H67V166H65ZM80 167V169H82ZM154 167V168H155ZM16 168V167H15ZM58 168H59V166H58ZM68 168H70V165L68 166ZM89 168V167H88ZM93 168V167H92ZM100 168H101V166H100ZM100 168H98V169H100ZM150 168V167H149ZM153 168V169H154ZM157 168V167H156ZM86 169V168H85ZM84 169V173H85V171L87 172V170H89V169H86L85 170ZM91 169V168H90ZM108 169V168H107ZM152 169V168H151ZM9 170V169H8ZM69 170V169H68ZM77 171H79L78 169H76ZM94 170V169H93ZM106 170V169H105ZM18 171V170H17ZM60 171V170H59ZM67 170L65 169V172H66ZM72 171V170H71ZM82 171V170H81ZM90 171V170H89ZM97 171V170H96ZM100 171H102V170H100ZM13 172V171H12ZM19 172V171H18ZM97 172H99V171H97ZM103 172V171H102ZM108 172V171H107ZM253 172H255V174H256V176H257V181H256V183H254V178L256 177H253L252 175H253ZM64 173V172H63ZM66 173H69V172H66ZM77 173H79V172H77ZM81 173V172H80ZM84 173H83V176L82 177H84ZM105 173V172H104ZM12 173H10V175H11ZM89 174V173H88ZM88 174H85V176L86 175H88ZM91 175H92V173H90ZM89 174V175H90ZM101 174V173H100ZM9 175V176H10ZM16 175V174H15ZM50 175V176H51ZM64 175V174H63ZM71 175V174H70ZM70 175H68V176H70ZM74 175V174H73ZM103 175V174H102ZM119 175V174H118ZM12 176V175H11ZM41 176V175H40ZM48 176V177H47ZM65 176V175H64ZM93 176V175H92ZM106 176V175H105ZM105 176L103 177V178H105ZM5 177V178H4ZM29 177V178H28ZM37 177V176H36ZM39 177V176H38ZM42 177V176H41ZM57 177V176H56ZM88 177V176H87ZM87 177H85V179L87 178ZM55 178V177H54ZM63 178V177H62ZM72 178V177H71ZM70 178V179H71ZM76 178V177H75ZM89 178V177H88ZM91 178V177H90ZM101 178V177H100ZM11 179V178H10ZM13 179V178H12ZM19 179V180H18ZM50 179H51V177H50ZM60 179H61V177H60ZM102 179V178H101ZM18 180V181H17ZM41 180V179H40ZM43 181H45L44 179H42ZM64 180H65V178H64ZM83 180V179H82ZM96 180H97V178H96ZM11 181V180H10ZM42 181V182H43ZM47 181V180H46ZM56 181V180H55ZM74 181V180H73ZM85 181V180H84ZM105 180L103 179V182H104ZM9 182V181H8ZM11 182H13L14 183V185L15 184H17V183H15L14 181H11ZM51 182V181H50ZM54 182V181H53ZM65 182V181H64ZM63 182V183H64ZM86 182L87 183H83L84 185L85 184H90V182L88 183V181L86 180ZM93 182V181H92ZM98 182V181H97ZM102 182V185L103 184H106V183H103ZM38 183H40V182H38ZM37 183V184H38ZM45 183V182H44ZM49 183V182H48ZM62 183V182H61ZM75 183V182H74ZM95 183V182H94ZM99 183V182H98ZM11 184V183H10ZM36 184V185H37ZM43 184V183H42ZM46 184V183H45ZM60 184V183H59ZM76 184V187H77V183H75ZM7 185H8V183H7ZM18 185V184H17ZM39 185V184H38ZM37 185V186H38ZM80 185H81V183H80ZM79 185V186H80ZM82 185L83 187H86L87 185ZM91 185H92V183H91ZM242 185V187H241V195H240V197H238V195H235L233 192H234V188L236 187V186H241ZM35 186V185H34ZM40 186H41V184H40ZM40 186H38V187H40ZM81 186V187H82ZM97 186H99V185H97ZM12 187H13V185H12ZM26 187L28 188V189H26ZM42 187V186H41ZM40 187V188H41ZM44 187V186H43ZM55 187V186H54ZM58 187V186H57ZM71 188H72V186H70ZM74 187H75V185H74ZM100 187V186H99ZM14 188H15V186H14ZM13 188V189H14ZM19 188V187H18ZM17 188V189H18ZM19 188V189H20ZM35 188V187H34ZM33 188V189H34ZM45 188V187H44ZM43 188V189H44ZM63 188V187H62ZM80 188V187H79ZM78 188V191L80 190ZM13 189L11 188V190H12V192H13ZM38 189V188H37ZM43 189H41V191L43 190ZM58 188H56V190H57ZM75 189V188H74ZM77 189V188H76ZM82 190H83V188H81ZM85 189V188H84ZM94 189V188H93ZM7 190V189H6ZM5 190V192H7ZM9 190H10V185H9ZM22 190H19V191H21L22 192ZM64 190V189H63ZM66 190V189H65ZM18 191V192H19ZM29 191H33V190H29ZM28 191V192H29ZM36 192H37V190H35ZM60 192H62L61 190H59ZM75 191V190H74ZM77 191V190H76ZM77 191V192H78ZM228 191V192H227ZM5 192L3 193V194H5ZM11 192V193H12ZM15 192L17 193V190H15ZM15 192H13V193H15ZM21 192H19V193H21ZM35 192V193H36ZM38 192H40V190L38 191ZM37 192V193H38ZM45 192V191H44ZM80 192V191H79ZM91 192V191H90ZM89 192V193H90ZM99 192V191H98ZM1 193V194H2ZM10 193V194H11ZM23 193H25V192H23ZM33 193V192H32ZM33 193L32 195H35V196H38V194H40V193ZM42 193H43V191H42ZM57 193V192H56ZM55 193V194H56ZM63 193H65V192H63ZM73 193V192H72ZM76 193V192H75ZM74 193V194H75ZM80 193H82V192H80ZM92 193V192H91ZM95 193V192H94ZM1 194H0V204L2 205V204H4V206L6 207V208H9L10 210L11 209H13V208H11V205H12V203H15V202H17V199H15L14 197V199L16 200H14L11 196H8V197H4L3 196V194H2V197H1ZM29 194V193H28ZM25 195H27V194H25ZM43 195H45V193H43ZM47 195V194H46ZM50 195V194H49ZM58 195V194H57ZM76 195V194H75ZM78 195V194H77ZM80 195V194H79ZM91 195V194H90ZM94 195V194H93ZM12 196H15L14 194L12 195ZM16 196H17V194H16ZM24 196V195H23ZM30 196V195H29ZM40 196L41 195H39V198H40ZM18 197V196H17ZM16 197V198H17ZM22 197V196H21ZM32 197V196H31ZM46 197V196H45ZM45 197H43V198H45ZM51 197H52V195H51ZM89 197V196H88ZM95 197V196H94ZM102 197V196H101ZM28 198V197H27ZM27 198H26V200H27ZM34 198V197H33ZM33 198H31L32 200H33ZM38 198V197H37ZM42 198V197H41ZM40 198V199H41ZM42 198V199H43ZM49 198V197H48ZM47 198V199H48ZM57 198H58V196H57ZM56 198V199H57ZM62 197H60V199H61ZM64 198H66V196H64ZM90 198H91V196H90ZM97 198V197H96ZM100 198V197H99ZM103 198V197H102ZM101 198V199H102ZM254 198V201H252L251 199H253ZM22 199V200H21ZM20 200H21V202H23L24 201V199L23 198H21ZM29 199H30V197H29ZM41 199V200H42ZM63 199V198H62ZM70 199V198H69ZM77 199H79V198H77ZM18 200H19V198H18ZM19 200V201H20ZM31 200V201H32ZM35 200V199H34ZM44 201L46 200V199H43ZM49 200V199H48ZM52 200V199H51ZM66 200V199H65ZM81 200V199H80ZM80 200H77V201H80ZM94 200V199H93ZM18 201V202H19ZM43 201V202H44ZM58 201V200H57ZM70 201V200H69ZM73 201H74V199H73ZM95 201V200H94ZM27 202L28 201H25V203L27 204ZM33 202V201H32ZM31 202V203H32ZM35 202V201H34ZM39 202V201H38ZM42 202V203H43ZM46 202V201H45ZM44 202V203H45ZM50 202H52V207H53V205H55L54 203H53V201H50ZM70 202H72V200L70 201ZM76 202V199H75V201H74V203ZM83 202V201H82ZM82 202H80L81 204H82ZM85 202H87L86 200H85ZM88 202H89V200H88ZM87 202V203H88ZM20 203V202H19ZM18 203V204H19ZM29 203V202H28ZM36 203L37 202H35V203H33L32 205L34 206V205H36ZM66 203H68V202H66ZM24 204V203H23ZM38 204V203H37ZM39 204H40V202H39ZM46 204H49V203H46ZM51 204V203H50ZM62 204V203H61ZM85 204V203H84ZM95 204V203H94ZM97 204H98V202H97ZM96 204V205H97ZM0 205V206H1ZM29 205V204H28ZM60 205V204H59ZM68 205V204H67ZM73 205V204H72ZM14 206V208H15V205H13ZM12 206V207H13ZM18 206H20V205H18ZM22 206V205H21ZM45 206L46 205H44V209H45ZM77 206H78V204H77ZM75 206L74 205V208L76 207V208H78V207H80V206ZM91 206V205H90ZM137 206V205H136ZM141 206V205H140ZM5 207H3V209L5 208ZM17 207V206H16ZM24 207V206H23ZM28 207V206H27ZM39 207H41V206H39ZM47 207H49L48 205H47ZM55 207V206H54ZM59 207V206H58ZM71 207V206H70ZM99 207V206H98ZM2 208V207H1ZM19 208V207H18ZM17 208V209H18ZM26 207H24V209H25ZM56 208V207H55ZM72 208V207H71ZM85 208V207H84ZM97 208V207H96ZM138 208V207H137ZM9 209H7V210H9ZM21 209H23V208H20V211H21ZM41 209H43V208H41ZM43 209V210H44ZM52 209V210H51ZM50 210L52 211H47V212H49V214L50 213H53V208H51ZM57 209H59V208H57ZM57 209H55V212H56V210ZM69 208H67V210H68ZM73 209V208H72ZM71 209V210H72ZM78 209H80V208H78ZM77 209V210H78ZM141 209V208H140ZM6 210V211H7ZM9 210V211H10ZM75 210V209H74ZM81 210V209H80ZM89 210V209H88ZM87 210V211H88ZM96 210V209H95ZM94 210V211H95ZM99 210V209H98ZM5 211V212H6ZM9 211L8 212H6V214H9ZM14 212H15V210H13ZM27 211V210H26ZM38 211H39V209H38ZM38 211H36V212H38ZM41 211V210H40ZM45 211V210H44ZM63 212H64V209L62 210ZM70 211V210H69ZM76 211V210H75ZM19 212V211H18ZM24 212V211H23ZM23 212H20V214H22ZM43 212V211H42ZM46 212V211H45ZM60 212V211H59ZM72 212H74V211H72ZM77 212V211H76ZM84 212V211H83ZM135 212H136V210H135ZM138 212V211H137ZM17 213V212H16ZM15 213V214H16ZM40 213V212H39ZM44 213V212H43ZM68 213V212H67ZM69 213H71V211L69 212ZM78 214L80 213V212H77ZM87 213V212H86ZM85 213V214H86ZM98 213H100V212H98ZM122 213V212H121ZM2 214V213H1ZM13 214V213H12ZM38 214V213H37ZM45 214V213H44ZM43 214V215H44ZM48 214V215H49ZM56 214H58V213H55V215ZM72 214V213H71ZM71 214H70V217H71ZM77 214V215H78ZM83 214V213H82ZM94 214V213H93ZM103 214V213H102ZM10 215V214H9ZM16 215H18V214H16ZM45 215H47V214H45ZM52 215L53 214H51V215H49V219L52 217ZM54 215V216H55ZM66 215V214H65ZM75 215V214H74ZM79 215H81V214H79ZM90 215H92L91 213H90ZM6 216H8V215H6ZM5 216V217H6ZM40 217L42 216V213L39 215ZM51 216V217H50ZM82 216V215H81ZM236 216V218H238V219H243V216H244V214H240V215H235ZM249 216V215H248ZM2 217V216H1ZM0 217V218H1ZM12 215H11V220H12ZM16 217V216H15ZM19 216H17V218H18ZM21 217H23V215H21L20 216V218ZM55 217H57V216H55ZM58 217H59V214H58ZM57 217V218H58ZM66 217V216H65ZM89 217V216H88ZM121 217V216H120ZM8 218V217H7ZM14 218V217H13ZM20 218H18V220H20ZM60 218V217H59ZM58 218V220H60L61 221V219H59ZM124 218V217H123ZM2 219V218H1ZM10 219V218H9ZM16 219V218H15ZM14 219V220H15ZM47 219V218H46ZM53 219H54V217H53ZM68 219V218H67ZM76 219V218H75ZM79 219V218H78ZM87 219V218H86ZM99 219V218H98ZM121 219V218H120ZM126 219V218H125ZM7 219H5V221H6ZM39 220V219H38ZM51 220V219H50ZM57 219L55 218V221H56ZM81 220H82V218H81ZM94 220V219H93ZM96 220V219H95ZM117 220V219H116ZM8 221V220H7ZM37 221V220H36ZM40 221V220H39ZM43 221V220H42ZM47 221V220H46ZM54 221V220H53ZM67 221H69V220H67ZM73 221V220H72ZM88 221V220H87ZM90 221V220H89ZM35 222V221H34ZM41 222V221H40ZM40 222L38 223V224H40ZM51 222V221H50ZM50 222H48L49 224H50ZM62 222V221H61ZM76 222V221H75ZM74 222V223H75ZM84 222V221H83ZM119 222V221H118ZM121 222V221H120ZM4 223V222H3ZM2 223V224H3ZM7 223V222H6ZM5 223V224H6ZM18 223V222H17ZM48 223H46L45 225H46V227L45 228H48L47 226H48ZM60 223V222H59ZM71 223H73V222H71ZM73 223V224H74ZM124 223V222H123ZM8 224V223H7ZM15 224V223H14ZM42 224H44L43 222L41 223V226H42ZM56 223H53V225H55ZM57 224H58V222H57ZM62 224V223H61ZM1 225V224H0ZM4 225V224H3ZM2 225V226H3ZM36 225V224H35ZM58 225H60V224H58ZM58 225H56L57 227H58ZM72 225V224H71ZM70 225V226H71ZM78 225V224H77ZM123 225V224H122ZM122 225H120V226H116V228H118V227H122ZM11 226V225H10ZM40 226V225H39ZM61 226V225H60ZM64 226V225H63ZM36 227V226H35ZM50 227V226H49ZM53 227V226H52ZM57 227H54L55 229L57 228ZM75 227V226H74ZM2 228H4V226L3 227H1L0 229H2ZM37 228V227H36ZM60 228V227H59ZM70 228H73V227H70ZM82 228L83 227H81V230H82ZM5 229V228H4ZM4 229H3V233H5L4 232ZM10 229H12V228H10ZM40 229V228H39ZM64 229V228H63ZM68 229V228H67ZM115 229V228H114ZM127 229V228H126ZM126 229L125 228H121L120 229V232L117 234V233H115L114 234V236L115 235H117L115 238L113 237V240H112V247H111V252H110V254H109V256H110V260L109 261H112L113 263H111V264H129V263H127V255H128V253H131V251H132V249L134 248V244H133V242H134V240H132L133 242L131 243V242H129V240H130V238H131V236H132V234L129 232V231H126ZM14 230V229H13ZM46 230V229H45ZM45 230H43V232H45ZM57 230H58V228H57ZM74 230V229H73ZM75 230H76V232H75ZM74 230V232H75V237L76 238H78V240H75V241H79V238L80 237H82L81 236V230L80 229H78V228H76ZM128 230V229H127ZM6 231V230H5ZM8 231H10V230H8ZM7 231V232H8ZM15 231V230H14ZM36 231H39V230H37L36 229ZM52 231V230H51ZM88 231V230H87ZM133 231V230H132ZM42 232V231H41ZM47 232V231H46ZM45 232V233H46ZM64 232V231H63ZM67 232V231H66ZM112 232V231H111ZM114 232H115V230H114ZM113 232V233H114ZM130 233V235H129V233ZM0 233H2V232H0ZM13 233V232H12ZM11 233V234H12ZM54 233H57V231L55 232L54 231ZM70 233H71V229H70ZM68 234V236H69V238L71 237V239L73 238V236H71V234ZM84 233V232H83ZM82 233V234H83ZM128 233V234H127ZM133 233V232H132ZM37 234V233H36ZM47 234H48V232H47ZM50 234V233H49ZM53 234V233H52ZM51 234V235H52ZM74 234V233H73ZM85 234V233H84ZM142 234V233H141ZM140 234V235H141ZM3 237H1V238H4V237H6V236H8V235H3V234H1ZM0 235V236H1ZM14 235V234H13ZM38 236H37V238L35 239V241H33L34 243H36L35 245H36V248L35 249H33V250H23V251H19V252H15V254L17 253V255H16V258H14L13 257V259H11V260H8L9 258H8V256L9 255H7V252H6V250L5 249H3L4 247H3V245H0V264H59V262H57L56 260V257L58 256L57 254H59L60 253V251H61V249L59 248V247H62V248H64L63 250H65V248H67V246L68 245H70L72 242L71 241H69V243L67 242V239L65 238V237H63V235L61 236V237H63L62 238V240H58L59 242H58V244H57V242H54L52 239H50L51 237H48V236H50V235H48L47 237L46 236H42L41 234H37ZM44 235V234H43ZM110 235V234H109ZM128 235L130 236V238L128 237ZM138 235V234H137ZM140 235H138V236H140ZM12 236V235H11ZM35 236V235H34ZM56 236V235H55ZM53 237V238H56V237ZM58 236H60V235H58ZM57 236V237H58ZM65 236V235H64ZM108 236V235H107ZM106 236V237H107ZM136 235H134V238H132V239H135V242H137L136 240L138 239V237H137V239H136V237H135ZM36 237V236H35ZM74 237V238H75ZM133 237V236H132ZM6 238H8L9 239V237H6ZM60 238V237H59ZM85 238V237H84ZM32 239V238H31ZM70 239V240H71ZM83 239V238H82ZM107 239V238H106ZM55 240V239H54ZM73 240V239H72ZM55 241H57V240H55ZM106 241V240H105ZM109 241V240H108ZM131 241V240H130ZM1 242V241H0ZM4 242V241H3ZM86 242V241H85ZM85 242H83V243H85ZM11 243V242H10ZM31 243V242H30ZM34 243H33V245H34ZM68 243V244H67ZM109 243H110V241H109ZM0 244H2V242L0 243ZM4 244V243H3ZM15 244V243H14ZM74 244H75V242H74ZM81 244V243H80ZM105 244V243H104ZM6 247L5 248H8L7 247V243H5L4 244ZM11 245V244H10ZM35 245H34V247H35ZM66 245V246H65ZM77 245V244H76ZM136 245V244H135ZM9 246V245H8ZM83 246V245H82ZM3 247V248H2ZM17 247V246H16ZM19 247H22V246H19ZM29 247V246H28ZM28 247H26L27 249H28ZM77 247V246H76ZM75 247V248H76ZM18 248V247H17ZM16 248V249H17ZM69 248V247H68ZM74 248V249H75ZM14 249H15V247H14ZM15 249V250H16ZM81 249V248H80ZM9 250H10V248H9ZM9 250H7V251H9ZM20 250V249H19ZM71 250H73V248L71 249ZM71 250H70V252H71ZM67 251V250H66ZM110 251V250H109ZM68 252V251H67ZM74 251H72V253H73ZM81 252V251H80ZM86 252V251H85ZM10 253V252H9ZM8 253V254H9ZM13 253H14V250H13V252L11 253L12 254V256H14L13 255ZM10 254V255H11ZM81 254V253H80ZM107 254V255H108ZM59 255H61V254H59ZM87 255V254H86ZM86 255H85V257H86ZM11 256V257H12ZM56 256V257H55ZM64 256V255H63ZM68 256H70V255H68ZM76 256V255H75ZM88 256V255H87ZM60 257V256H59ZM62 257V256H61ZM107 257V256H106ZM105 257V258H106ZM84 258V257H83ZM82 258V259H83ZM68 260H69V258H68ZM71 260V259H70ZM60 261V260H59ZM62 261L64 262L65 260H63L62 259ZM74 262V261H73ZM66 263H68V262H66ZM65 263V264H66ZM71 263V262H70ZM69 263V264H70ZM105 263V262H104ZM109 263V262H108ZM103 264V263H102ZM107 264V263H106Z\"/></svg>", "mask_w": 264, "mask_h": 264}]
</instances>
